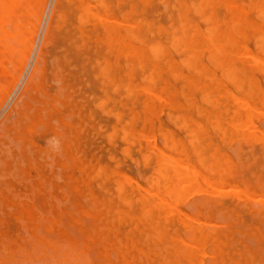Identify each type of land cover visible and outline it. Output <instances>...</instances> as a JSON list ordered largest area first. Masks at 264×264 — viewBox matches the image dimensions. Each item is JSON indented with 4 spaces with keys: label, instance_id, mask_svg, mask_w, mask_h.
I'll use <instances>...</instances> for the list:
<instances>
[{
    "label": "rangeland",
    "instance_id": "1",
    "mask_svg": "<svg viewBox=\"0 0 264 264\" xmlns=\"http://www.w3.org/2000/svg\"><path fill=\"white\" fill-rule=\"evenodd\" d=\"M56 1L57 0H46V3H45V7H44V11H43V15H42V17H41V20H40V25H39V27H38V31H37V33H38V35L36 34V38H35V40H34V42H35V46L33 45V48L34 49H32L33 51H32V54L30 55V58L28 59V63L25 65V67H26V69L24 68V73H22V77L20 76V78H19V80H18V82L14 85V81L13 80H11V81H9V82H6L5 84H2V90H0V123H1V121L5 118V116L7 115V113L9 112V110L11 109V107L13 106V104L16 102V100L18 99V97H19V95L21 94V92H22V90H23V88H24V85L26 84V82L29 80V78H30V75L32 74V70L34 69V67H35V63L37 62V58H38V55H39V53H40V50H41V46H42V44H43V41H44V38H45V34H46V31H47V29H48V24L50 23V19H51V16H52V13H53V10H54V7H55V4H56ZM75 1V2H74ZM128 1V2H127ZM145 1H147V3H145ZM145 1H141V0H102V2H101V0H83V2H82V0H63L62 1V4H61V13H62V19L60 18L59 20H58V22H60V24H59V26H58V23H57V26H58V28L57 29H54V30H56V32H57V34H56V32H55V36H54V33H53V37H52V41L49 43V45H48V47H47V53L49 54V55H47L46 54V61H45V64H44V69H43V74H41V77H40V84H39V87L40 86H42V87H40L39 88V90H38V92L36 91V90H34V91H32L33 93H32V96H34L35 98L38 96H40L39 98H40V100H43V98H46V100L47 101H50V99L49 98H47V97H45V95L44 94H42L43 92L42 91H44L45 93H47L48 94V92H50L51 91V93H49V94H51V95H53L54 97H55V102H54V104H55V106L57 107V111L54 113V115L52 116V123H53V125H49V126H45L46 127V129H45V127L44 128H42V126H44V121H46V118H45V115L47 114V110H46V107L48 108V104L47 103H42V104H40V106H42L41 107V111H42V120L40 121L38 118V121L37 120H35L34 121V123H31L32 121L30 120V119H28V118H26V116H24V118H25V120L26 121H28L26 124V126L24 127V129L22 130V133H19V135L21 136V137H23V135L22 134H25L24 135V140H23V146H22V144L20 143V141L17 139L16 140V138H13L12 136L14 135L13 134V132H12V130L13 129H10V132L9 133H5V132H3L2 133V135H0V136H3V137H1L0 138V173H2V174H0V205H2V203H3V205H2V207L0 206V221L4 218V220L5 221H3L2 220V222L0 223V261L2 262H0V264H39V262H37V259H40V258H44L43 257V253L42 254H40L42 251H41V249L42 248H44V247H39V249H38V246H39V244L41 245V244H45V245H42V246H45V247H49L50 245H54L55 244V242L57 241L58 243L56 244V245H59V242L60 241H58V240H62V239H65V240H67L66 242H67V244L65 243V241H63V243L64 244H66V246L68 247V248H70L71 246H76V248L78 249L79 247H81V246H79V247H77V243H80V240H81V244H82V247L84 248H82L81 250L80 249H76L78 252V254H76L77 255V257H78V259H79V261H80V263L81 264H91V262L93 263V264H124V261H123V259L121 258L122 256H124V258L126 259H130L131 257H132V255H134L135 256V264H158V262L159 261H161L162 259H163V257L164 256H168V257H170V253H172L173 252V250L171 249V248H169V246L168 245H170V242L168 241V237H166V238H163V239H161L160 240V238H157L156 236H155V234H154V232H152L151 230H149V229H147L146 231H144L142 234H139V229H135V224H137V223H139V221L137 220L138 219V217L139 216H141V213H142V211L140 210V208H139V204H140V202L137 200L136 201V198L138 199L139 197H140V195L141 194H145V195H150L149 196V198H151V201H154V202H157V203H159V202H161V204H162V206L164 207V208H166L167 207V209H169L170 210V212L172 213H170V212H168V213H166V214H164V213H162L161 214V216H160V222H161V224H164V228H162V231H164V232H167V234L168 235H172L173 234V232L174 233H177V234H180L181 236H184L185 235V231H186V229H185V227H184V225H182L183 224V222L181 221L182 219H180V218H178V223H177V217L176 216H181L182 218H184L183 220L184 221H186V222H190V224H192V226H196L197 225V227L199 228V226H200V228L204 231V232H206V233H208V234H210V236L209 237H207V238H204L201 242H203L202 243V245L203 246H200V245H197V243L196 242H194V241H192V243H189V244H194L193 246H191L192 248H194V249H196V248H198V250H199V252H203L202 253V255H200L199 254V252H198V254H197V256H198V259L199 260H201V261H198V262H200V263H198V264H208V261H210V259L212 258L211 256H215V258H216V260L218 261V263L219 262H222V263H224V264H235L236 262H239V264H262V259H263V256H264V251H262V249H264V241H261V240H264V219H262L263 217H264V215H262V214H264L263 212H264V200L262 199V198H264L263 196V194H264V184L263 183H261L262 182V180H263V182H264V152L263 153H261V151L260 150H264V147H263V145H264V138H263V136H264V132H261V131H264V113L262 114V111L264 112V105H262V103L258 100V98H257V100H254V99H256V95H249L248 93H247V95H246V85H243V90H245V91H242V90H237V92H236V89L234 88V86H233V84H232V82H230V81H224V85H225V87L226 88H228L229 90H231L232 91V94L236 97V99L235 98H233V96H230V97H228V98H222L221 100H220V104H219V107H218V109L216 110V113H220L221 111H225V109H227V111H225V115H226V117H225V115H224V112H223V116H222V128L221 129H213L212 127H211V124L210 123H205L203 120H205L206 121V119H205V116H206V113H205V115H203L202 114V112L200 113L199 111H197V110H195V107L194 106H189L188 105V102H186V100L188 99L189 100V97L192 99V98H194V100H195V102L196 103H198L200 106L201 105H204V106H202V107H205V108H207V109H210V105L209 104H206V103H204V102H202V101H200V91L199 90H193L188 96H184V94L182 93L183 91H184V93H185V89L186 88H183L182 89V86H184L185 84V79H183L181 76H177L176 77V79H172V77L170 76V75H172L173 76V72L172 71H169V70H167V68H166V65L165 64H163L164 62H165V59L164 58H162V57H159V58H155L154 56V54H152V53H150L149 51H150V47H153L156 43L157 44H160L162 47H164L165 48V50H166V47L168 48L167 50H168V53H167V57L166 58H169L170 59V61L171 62H173V61H176V63H177V70L178 71H181L182 72V74H193V75H195V76H197L198 75V73H196L195 72V69L193 68V67H191V66H188V65H186V64H183V62H182V60L181 59H184L185 58V54H187V52H184V51H182V48L179 46V47H173L172 45H170V35L172 36V34L171 33H173V32H175L176 33V36L178 35H181V31H182V29H180V28H184V27H186V28H188V30H187V32L188 33H191V31H192V29L193 28H198L200 31H202V32H204V31H208L209 29H211L212 27L214 28H216L215 30H214V32H213V34H218L219 33V31L220 32H222V30H225L226 28H228V30H229V33H231V36H233V37H235L238 41H244V43H242V45L244 46L243 48H245L244 50L245 51H248V52H251V53H255V52H257V47H258V45L262 42V41H264V39L262 40L261 38L264 36V34L262 35V36H260L259 34H260V32L259 31H261V34L262 33H264V30H260V29H258L257 30V28H256V26H253L250 22H253V21H255V22H262V20L260 19L259 20V18H258V16H257V14H258V12H259V10H260V6H261V8H264V0L262 1V0H252L253 2H254V4H252V6L249 8V5H251V3H250V1L251 0H239L240 2L238 3V0L236 1V0H227V2H232L231 3V6L232 7H230V9H229V6H228V4H226L224 1H220V0H205V4L203 5V6H198V7H196V5H199V3L201 2V1H199V0H181L182 2H185V3H187V4H189L190 5V11H188V12H190V13H188L187 14V19H184V18H180L179 17V13H183V11L182 10H179V7H180V5H179V3L177 2V0H145ZM198 3H197V2ZM214 3V5H212L213 3ZM246 1V2H245ZM247 1L249 2L248 4H247ZM251 1V2H252ZM258 1H261L260 2V6H259V9H258V5H257V2ZM81 2V3H80ZM95 2V3H94ZM100 2L101 3H104V4H102L101 6H99V4H100ZM118 2H119V4H118ZM121 2V3H120ZM194 2H196L195 4H194ZM244 2V3H243ZM252 2V3H253ZM71 3H72V5H71ZM77 3V4H76ZM80 3V4H79ZM86 3H87V5H86ZM90 3V4H89ZM125 3V4H124ZM129 3V4H128ZM169 5H168V4ZM174 3V4H173ZM176 3V4H175ZM220 3H221V5H220ZM79 4V5H78ZM92 4V5H91ZM98 4V5H97ZM118 4V5H117ZM145 4H147V6H148V8H147V6L145 5ZM193 4V5H192ZM242 4V5H241ZM244 4H246L247 6H248V8H247V6L246 5H244ZM70 5H71V7H70ZM88 6V8H89V12H87V11H85V10H83L82 9V7L83 6ZM95 5V6H94ZM176 6V9H173V6ZM179 5V6H178ZM209 5V6H208ZM223 5V6H222ZM255 5V6H254ZM64 6H65V8H64ZM105 6H107V8L105 7ZM109 6H111L110 8H109ZM115 6V7H114ZM117 6V7H116ZM192 6V7H191ZM195 6V7H194ZM216 6V7H215ZM219 6H220V8H219ZM227 6V7H226ZM239 7L238 9H237V7ZM103 7H104V9H103ZM147 8V9H145V8ZM211 7V8H210ZM212 7H214V8H212ZM71 8V9H70ZM75 8V9H74ZM77 8V9H76ZM92 8V9H91ZM119 8V9H118ZM132 8H133V10H132ZM143 8V9H142ZM168 8H169V10H168ZM175 8V7H174ZM192 8V9H191ZM198 8V9H197ZM202 8V9H201ZM228 8V9H227ZM233 8V9H232ZM235 8H236V10H235ZM242 9V11H241V9ZM245 8V9H244ZM246 8H247V11H246ZM103 9V10H102ZM128 9V10H127ZM209 9V10H208ZM210 9H211V11H210ZM221 9V10H220ZM232 9V10H231ZM244 9V10H243ZM92 10V11H91ZM96 10V11H95ZM142 10H144V11H142ZM176 10H179V11H176ZM201 10H202V13H201ZM207 10V11H206ZM213 10V11H212ZM219 10V11H218ZM227 10L229 11V12H227ZM240 10V11H239ZM255 10H258L257 12L255 11ZM133 11V12H132ZM168 11V12H167ZM194 12V13H192V12ZM198 11V12H197ZM207 13H206V12ZM208 11H210V13L208 12ZM222 11V12H221ZM75 12H80L79 14L78 13H75ZM82 12H84V13H82ZM85 12H86V16H85ZM91 12V13H90ZM127 12H129V13H127ZM195 12H197L196 13V15H194L195 14ZM212 12H214L215 13V15H216V18L217 19H215V21H214V18L212 17ZM242 12V13H241ZM73 13H75V14H73ZM105 13H108V14H105ZM125 13H127V16H126V14ZM228 13V14H227ZM254 13H256V14H254ZM64 14V15H63ZM71 14V15H70ZM89 14V15H88ZM135 14V15H134ZM162 14V15H161ZM206 14H208L207 16H206ZM73 15V16H72ZM96 15V16H95ZM104 15H106V16H104ZM124 15V16H123ZM158 15V16H157ZM171 15H173V16H171ZM205 15V16H204ZM232 15V16H231ZM237 16V18L235 17V16ZM240 15H241V17H240ZM64 16V17H63ZM77 16V17H76ZM94 16V17H93ZM98 16V17H97ZM129 16V17H128ZM131 16V17H130ZM132 16H136L135 18L133 17L132 18ZM197 16H199L198 18H196ZM203 16V17H202ZM244 16H245V18H244ZM73 17H75V18H73ZM88 17H89V19H88ZM93 17V18H92ZM114 17V18H113ZM117 17H118V19H117ZM208 17H209V19H208ZM221 18V20H220V18ZM255 17V18H254ZM25 18H27V22H28V17H25ZM24 18V21H26V19ZM70 21L71 20V22H69L67 19ZM127 18H128V20H127ZM161 18V19H160ZM212 18V19H211ZM225 18H227V19H225ZM258 18V19H257ZM65 19V20H64ZM73 19H75V21L73 20ZM77 19V20H76ZM93 19V20H92ZM103 19V20H102ZM130 19V20H129ZM154 20V22L155 21H157V22H155V24L153 25L152 23H154L153 21H151V20ZM175 19V20H174ZM176 19H177V21H176ZM182 19V20H181ZM194 19V20H193ZM236 19L237 20H239V19H241L242 21H245V20H247L246 22H247V24H245L244 26H240V24L237 26V29L236 30H234L233 28H232V25H233V23L236 21ZM82 22V20H83V23H81L80 21ZM86 20V21H85ZM101 20V21H100ZM106 20V21H105ZM160 20V21H159ZM197 22H196V21ZM202 20H204V21H202ZM220 20V21H219ZM223 20H224V22H223ZM251 20V21H250ZM63 23H62V22ZM66 21H68V23L66 22ZM94 21H96V22H94ZM111 21V22H110ZM158 21H159V23H158ZM188 23H187V22ZM190 21V22H189ZM191 21H193V22H191ZM200 21V22H199ZM227 21H228V23H227ZM77 22L78 23H80V25H79V29H81V30H79L78 29V24H77ZM93 22V23H92ZM117 22H120V23H117ZM150 22V23H149ZM173 22V23H172ZM174 22H176L175 24H174ZM202 22L204 23V24H202ZM220 22V23H219ZM238 22V21H237ZM71 23V24H70ZM100 25H99V24ZM112 25H111V24ZM138 24V28L139 29H141V30H139V29H137V24ZM141 23V24H140ZM142 23H145V24H142ZM149 23V24H148ZM161 23V24H160ZM179 23V24H178ZM191 23V24H190ZM228 24V26L226 25V24ZM26 24V23H25ZM62 24V25H61ZM68 24V25H67ZM72 24H74V25H72ZM120 24V25H119ZM126 24V25H125ZM140 24V25H139ZM151 24V25H150ZM162 25V26H160V25ZM174 26H173V25ZM183 24L185 25V26H183ZM209 24V25H208ZM216 24H218V25H216ZM220 24H223L222 26V28H221V25ZM230 24V25H229ZM251 24V25H250ZM69 25H71V26H69ZM111 26V27H113V28H118L119 30H120V32H124V30L125 29H130V28H132V30L134 31V37H131V39H130V41L129 42H131V44H132V46H141V44L143 45V46H141V47H143L145 50H146V53L149 55L148 56V58L147 59H144L140 64L139 63H133L134 62V60L135 61H137L136 59L137 58H135V57H133V56H130L129 57V55H127V52H124V51H120V50H118V49H116L115 47H110V46H108V44H107V41H109V39H107L106 38V33H105V27H107V26ZM128 25V26H127ZM134 25V26H133ZM165 25V26H164ZM175 25H176V27H175ZM180 25V26H179ZM190 25H191V27H190ZM200 25V26H199ZM204 25H207V26H205L204 27ZM68 26H69V29H68ZM74 26V27H73ZM99 26V27H98ZM104 26V27H103ZM115 26V27H114ZM119 26H121L122 27V29L121 28H119ZM131 26V27H130ZM155 26V30H154V27ZM158 28H157V27ZM160 26V27H159ZM196 26V27H195ZM209 26V27H208ZM252 26V27H251ZM72 27H73V29H72ZM82 27V28H81ZM101 30H99L98 28ZM126 27V28H125ZM203 27V28H202ZM217 27H219V28H221L220 30H219V28H217ZM85 28V29H84ZM89 28V29H88ZM94 28V29H93ZM112 28V29H113ZM161 28V29H160ZM168 28V29H167ZM231 30H230V29ZM10 29V28H9ZM63 29V30H62ZM77 29V30H76ZM91 29H93V30H91ZM97 29V30H96ZM166 30V32L168 33L169 31L171 32H169V34H166V32H165V30ZM204 29V30H203ZM239 29H241L243 32H240L241 30H239ZM8 30V29H7ZM11 30V29H10ZM69 30V31H68ZM95 30H96V32H95ZM160 30H162V31H160ZM164 30V31H163ZM9 31V30H8ZM61 31V32H60ZM75 31V32H74ZM80 31V32H79ZM97 31H98V33H97ZM99 31L101 32V35L99 36ZM136 31V32H135ZM154 32L153 34H152V32ZM248 31V32H247ZM63 32H65V33H63ZM78 32V33H77ZM96 34H95V33ZM144 32H146V33H144ZM151 32V33H150ZM157 32V33H156ZM163 32H165L164 34H163ZM179 32V33H178ZM259 32V33H258ZM60 33H62V34H60ZM70 34V35H67V37H69V36H73V37H78V40H79V43H77L78 42V40L75 38V40H74V38L71 36V39L70 38H67L66 37V34ZM72 33V34H71ZM75 33H76V35H75ZM80 33L81 34H83L84 33V35H80ZM91 33V34H90ZM94 33V34H93ZM143 33V34H142ZM160 33V35L158 36L157 34H159ZM241 33H242V35H241ZM59 34V35H58ZM65 36H64V35ZM86 34H88V35H86ZM149 34H150V36H149ZM245 34V35H244ZM251 34H253V36H255V38L251 35ZM62 37H61V36ZM95 35H97V36H95ZM166 35H167V37H166ZM230 35V34H229ZM236 35V36H235ZM251 35V36H250ZM57 36H60V38L58 37V38H56ZM80 36H82V37H80ZM105 36V37H104ZM147 36V37H146ZM148 36H149V38H148ZM158 36V37H157ZM164 36V37H163ZM80 37V38H79ZM141 38L140 40L138 39V38ZM154 37V38H153ZM62 38V39H61ZM85 38H86V40H85ZM95 38H96V40H95ZM102 38V39H101ZM146 38H148V39H146ZM153 38V39H152ZM160 38V39H159ZM169 40H167V39ZM251 40H250V39ZM254 38V39H253ZM92 41H91V40ZM98 39H100L99 41H98ZM138 39V40H137ZM155 39H157V41L155 40ZM162 39H163V41L165 42V44L163 43V41H162ZM243 39V40H242ZM69 40V42H67ZM74 40V41H73ZM88 40V41H87ZM93 40H95V42H93ZM142 40H143V43H141L142 42ZM153 41V43L151 44V42ZM154 40L156 41V43L154 42ZM225 40V38H223V41ZM245 40H247V44L249 45H247L246 44V41ZM87 41V42H86ZM89 41H91V42H89ZM151 41V42H150ZM167 41V42H166ZM250 41V42H249ZM252 41V42H251ZM69 44V45H67V43ZM73 42H75V43H73ZM94 43V44H90V46H89V43ZM102 42H104V43H102ZM64 43V44H63ZM73 43V44H72ZM77 43V44H76ZM97 45H96V44ZM102 43V44H101ZM163 43V44H162ZM251 43V44H250ZM63 44V45H62ZM84 44V45H83ZM86 44H87V48H86ZM99 44V45H98ZM100 44H101V46H100ZM150 44V45H149ZM156 44V45H157ZM77 47L76 49H74L75 47ZM77 45V46H76ZM82 45H83V47H82ZM102 45H105V46H102ZM81 46V47H80ZM99 46V47H98ZM106 46H108V47H106ZM136 46V47H137ZM54 47V48H53ZM59 47H62L61 49L59 48ZM69 47V48H68ZM80 47V48H79ZM92 47H95L96 48V50H95V48H92ZM105 47V48H104ZM148 47H149V49H148ZM48 48L50 49V50H48ZM59 50H58V49ZM79 48V49H78ZM98 48H100L99 50H101V48L103 49V54H102V52L101 51H99V50H97ZM109 48H111V50H113L114 51V54H113V51H111ZM203 48V49H202ZM201 49H200V52H201V57L200 58H202V59H200V61H198V64L200 65L201 63H203V61H204V64L203 65H205L206 66V68H207V70H209L208 71V73L210 74V75H212V76H214V77H216V78H220L221 77V69H220V67L219 66H215V65H213L212 63H210L209 61H207V57H208V54H209V52H208V49H207V47H206V45H204L203 47H202ZM205 48V49H204ZM248 48V49H247ZM87 49H88V51H87ZM94 51H93V50ZM130 50H131V48H129ZM176 49V50H175ZM207 49V50H206ZM54 50H57V51H54ZM76 50V51H75ZM86 52H88L89 53V57L87 56V54L88 53H84L85 51ZM109 50V51H108ZM115 50H117L116 52H115ZM173 50H174V52H176V53H174L173 52ZM67 51V52H66ZM79 51H83L82 53L81 52H79ZM89 51H92V52H89ZM108 51V52H107ZM110 51L112 52V53H110ZM132 51H134V50H132ZM182 51V52H181ZM254 51V52H253ZM64 53V55H62L63 53ZM65 52L67 53V54H65ZM95 52V53H94ZM98 52H100V54H98L99 56L97 57V54L96 53H98ZM77 53V54H76ZM109 53V54H108ZM178 53H179V55H178ZM181 53V54H180ZM83 54H86V56L85 55H83ZM108 54V55H107ZM152 54V55H151ZM207 54V55H206ZM56 55V56H55ZM68 55H69V57H68ZM79 55V56H78ZM103 55L105 56V55H107V57L105 58V57H103ZM120 55V56H119ZM124 55H126V56H124ZM206 55V56H205ZM53 56H55V57H53ZM81 56H83V58L81 57ZM85 56V57H84ZM91 56H94V57H96V58H100V61L98 60V59H96V58H94L93 59V61L91 60V58H93V57H91ZM100 56H102V57H100ZM114 56V57H113ZM115 56H116V59H115ZM80 57L82 58V60L80 59ZM110 59H109V58ZM123 57H124V59L126 58V60H124L123 59ZM157 57V56H156ZM178 57V58H177ZM181 57V58H180ZM55 58V59H54ZM71 58V59H70ZM86 58H87V60H86ZM154 58V59H153ZM160 58H162V59H160ZM173 58H176V60L174 59V60H172ZM52 59L53 60H55V61H57V64L55 63V61H52ZM62 59H65V60H62ZM103 59H105V60H103ZM124 60V61H126V62H128L127 64H128V66L126 65V62H123L122 60ZM130 59V60H129ZM68 60H70V61H68ZM91 60V61H90ZM98 60V61H97ZM111 60H112V62H111ZM133 60V61H132ZM201 60H202V62H201ZM237 60L239 61L238 63H237ZM66 61H68L69 62V64H68V62H66ZM107 63H106V62ZM115 61V62H114ZM121 61L123 62V63H121ZM162 61V62H161ZM181 61V62H180ZM80 62H81V64L82 65H84V66H82V67H80L79 66V64H80ZM83 62H87L86 64L85 63H83ZM89 62H91V65L93 66V65H96L97 66V68H99L100 66V68L98 69V72H97V68L95 67V66H91V67H89V65L88 64H90ZM94 62V63H93ZM98 62H101V63H99L98 64ZM104 62V63H103ZM114 62V63H113ZM131 62H132V64H133V70L130 72V74L128 75H125V72L128 70V67L130 68L131 66H132V64H131ZM144 62H145V64H144ZM148 62V63H147ZM150 62V63H149ZM154 62H157L158 64H160L161 66H163V69H162V72L160 73V77L157 75V74H153L152 76H153V78L155 79V77L156 76H158V78L156 77V79H155V81H154V83L152 84V86L150 87V91H152V93L154 94L153 95V97L152 96H150V100H153L154 101V106H153V109H152V112H150L149 113V116L151 117V118H153V126H152V128L149 130V127L147 128V127H145V129H144V131H143V136L141 137V136H137V137H133L132 138V136H130V135H125L124 134V132H123V130H126V131H128V130H130V126L129 125H131V126H133L136 130L138 129V127L139 128H141V126H139V125H142V122H143V119H142V115H143V103H141L140 101H142L143 102V100L146 98V93H145V91L143 90V89H140L141 87H143V85L145 86L146 84H147V81L149 80V78H150V73H151V71H152V69H153V67H152V64L154 63ZM235 62L237 63V66H239V65H241V61H240V59H238V58H236L235 59ZM50 63V64H49ZM64 63H66V64H64ZM174 63V62H173ZM235 63V64H236ZM77 64V65H76ZM98 64V65H97ZM108 65V70H109V72H106V73H104L102 70L104 69V67H106L105 65ZM139 64V65H138ZM144 64V65H143ZM163 64V65H162ZM182 64V65H181ZM210 64H212V65H210ZM239 64V65H238ZM261 64V63H260ZM49 65V66H48ZM51 65V66H50ZM53 65V66H52ZM58 66L57 68H56V66ZM69 65H72V66H69ZM103 65V66H102ZM115 65V67H113ZM126 65V66H125ZM131 65V66H130ZM246 65V64H245ZM74 66V67H73ZM124 66H125V68H124ZM148 66V67H147ZM215 66V67H214ZM247 66V68L249 69V66L248 65H246ZM261 66H263V64H261L260 65V70H258V68L257 69H255L254 71H253V69H252V71H250V73H252V75L254 76V79H258L257 80V82H258V84H260V83H262V84H260L263 88H264V68L262 69L261 68ZM53 67V68H52ZM68 67L70 68V69H68ZM72 67V68H71ZM83 67H84V69H83ZM90 68L89 69V71H88V69L86 70V68ZM95 67V68H94ZM152 67V68H151ZM191 67V68H190ZM213 67H214V69H213ZM48 68H50V70H48ZM60 68V69H59ZM75 68V69H74ZM91 68H94V69H92L91 70ZM113 68H115V70H113ZM147 68H149V70H147ZM57 69V71H55ZM117 69H118V71H117ZM122 69L124 70V73H123V71H122ZM142 69V70H141ZM213 69V70H212ZM262 69V70H261ZM59 70V71H58ZM81 70V71H80ZM86 70V71H85ZM90 70H91V74L92 75H90V74H88V73H90ZM126 70V71H125ZM144 70V71H143ZM147 70V71H146ZM151 70V71H150ZM210 70H212V71H210ZM220 70V71H219ZM47 71V72H46ZM55 71V73L57 74H53V75H51L53 72ZM69 71V72H68ZM83 71V72H82ZM92 71H94V72H92ZM101 71H102V73H101ZM113 71H115V72H113ZM185 71H187V72H185ZM49 72V73H48ZM60 72V73H59ZM66 72V73H65ZM82 72V73H81ZM88 72V73H87ZM119 72V73H118ZM123 74H122V73ZM140 72V73H139ZM189 72V73H188ZM195 72V73H194ZM258 72V73H257ZM260 72V73H259ZM69 73H72V74H69ZM85 73H87V75L85 74ZM97 73V74H96ZM100 73V74H99ZM116 73L118 74L117 75V77H116ZM148 73V74H147ZM211 73H213V74H211ZM262 73V74H261ZM50 76H49V75ZM60 74V75H59ZM79 74V75H78ZM95 74H96V77L97 78H95ZM105 74V75H104ZM120 74V75H119ZM140 74V75H139ZM146 74V75H145ZM56 75V76H55ZM78 75V76H77ZM82 75V76H81ZM110 75L112 76V77H110ZM167 75H168V77H167ZM219 75H220V77H219ZM46 76V77H45ZM57 76H59V78H57ZM88 76V77H87ZM129 78H128V77ZM139 76H141V77H139V80H138V77ZM68 77H70V78H68ZM73 77H74V79H73ZM80 77V78H79ZM126 78V79H123V78ZM164 77H166V78H164ZM174 77V76H173ZM181 77V78H180ZM48 78H49V80H48ZM58 79L57 81L55 80V79ZM101 78V80H99ZM108 78V79H107ZM114 80V81H112V79ZM119 78V79H118ZM146 78V79H145ZM147 78H148V80H147ZM260 78V79H259ZM44 79H45V81H44ZM53 81H52V80ZM103 79V80H102ZM104 79H106V82L104 81ZM118 79V80H117ZM128 79H130L129 81H130V83H131V85H132V88H131V93H129V91H127L128 89L126 88L127 87V85L126 84H124V83H129V81H128ZM144 79V80H143ZM164 79V80H163ZM201 79H203V76H201ZM10 80V79H9ZM62 81L61 82V84H59V82L60 81ZM70 80V81H69ZM75 80V81H74ZM78 80H79V83H78ZM82 80V81H81ZM108 80H110V81H108ZM124 80V81H123ZM165 80H166V82L167 83H165ZM184 80V82L182 83V81ZM5 81V80H4ZM4 81H3V83H4ZM74 81V82H73ZM103 81V82H102ZM111 81L114 83H112L111 85H112V87L109 85L110 83H111ZM127 81V82H126ZM132 81V82H131ZM135 81H136V84H135ZM138 81V82H137ZM164 81V82H163ZM173 81V82H172ZM44 82H46V84H48V83H50V84H48V86L44 83ZM65 82H66V84H65ZM70 83V85H69V83ZM82 82H83V85H82ZM101 82H102V84H101ZM124 82V83H123ZM159 82H160V84H159ZM163 82V83H162ZM229 82V84H227ZM260 82V83H259ZM53 83L55 84V85H53ZM81 83V84H80ZM115 83H116V86H115ZM127 83V84H128ZM143 83V84H142ZM157 83H158V85H157ZM57 84H59L60 86H58ZM104 84V85H103ZM122 84H124V86L122 85ZM137 84H139L138 86H137ZM171 84V85H170ZM184 84V85H183ZM7 85V86H6ZM53 85V86H52ZM77 85H80V86H77ZM85 85V86H84ZM101 85V86H100ZM161 85H163V86H161ZM164 85H166V88L165 89H163L162 87H164ZM229 85V86H228ZM51 86L53 87V88H56V89H53V88H51ZM67 86V87H66ZM74 86H77V87H74ZM91 86V87H90ZM105 86H106V88H105ZM114 86V87H113ZM159 86H160V88H159ZM174 86V87H173ZM45 87H48V88H46L45 89ZM50 87V88H49ZM60 87H66V90H65V88H64V90H63V88H60ZM79 87H80V89H79ZM84 87V88H83ZM86 87V88H85ZM88 87V88H87ZM100 87V88H99ZM102 87H104V90H103V88ZM123 87H125V88H123ZM173 87V88H172ZM246 87V88H245ZM42 88V89H41ZM70 88H74V89H71L72 91H70ZM124 89V90H121V89ZM138 88V89H137ZM232 88V89H231ZM54 90V92H53V90ZM61 90L62 89V91H58V90ZM69 89V90H68ZM84 89H86V91H84ZM88 89V90H87ZM115 89H116V91H115ZM158 89H159V91H158ZM170 91H169V90ZM174 89H176V94L174 95L173 93L175 92V90H174V92H173V90ZM180 89H182L183 91H180ZM79 90V91H78ZM97 90H99V92H97ZM102 90V91H101ZM109 90H110V93H109ZM154 90V91H153ZM161 90H162V92H161ZM163 90H164V93H163ZM172 90V91H171ZM42 93H41V92ZM68 91H69V93H68ZM75 91V92H74ZM104 91H105V93H104ZM115 93H114V92ZM167 91H169V93L167 92ZM196 91V92H195ZM240 91V92H239ZM56 92V93H55ZM57 92H60V94H58ZM73 92L74 93H77L76 94V96H75V94H73ZM79 92V93H78ZM87 92V93H86ZM88 92H92V94H90V93H88ZM112 92V93H111ZM126 92V93H125ZM132 92H133V94H132ZM142 92V93H141ZM157 92V93H156ZM159 92H160V94H159ZM171 92V93H170ZM173 92V93H172ZM180 92H181V94H180ZM243 92V93H242ZM61 93H63V94H61ZM65 93H66V95H65ZM81 93H83V95H87L86 97L88 98V100H86V101H88V102H86V101H84L85 99H84V96L81 94ZM86 93V94H85ZM93 93H95V94H93ZM122 93H124V94H122ZM138 93H141V94H139L138 95ZM156 93V94H155ZM239 93V94H238ZM36 94V95H35ZM39 94V95H38ZM41 94V95H40ZM71 94H73V96L71 95ZM79 94H81V96H79ZM90 94V95H89ZM104 94H106V95H104ZM114 96H113V95ZM117 94V95H116ZM122 94V95H121ZM132 94V95H131ZM135 94V95H134ZM137 94V95H136ZM144 94V95H143ZM167 94V95H166ZM168 94H171V95H168ZM183 94V96H182V98H181V95ZM198 94V95H197ZM59 97V99L56 97ZM102 95H104V97L102 96ZM119 95V96H118ZM131 95V96H130ZM158 96L157 98L156 97H154V96ZM161 97H160V96ZM168 96L167 98H166V96ZM173 95H174V98H173ZM241 95V96H240ZM64 96V97H63ZM72 96V97H71ZM89 96V97H88ZM92 96V97H91ZM97 96H100V97H97ZM108 97L109 99H108V101L106 102L105 100L107 99V98H105V97ZM117 96V97H116ZM129 96V97H128ZM134 96V97H133ZM144 96V97H143ZM169 96L172 98V99H170L169 98ZM249 96H250V98H249ZM256 96V97H255ZM67 97V98H66ZM69 97V98H68ZM74 97L77 99V103H75L74 104V102H76V99L75 100H72V99H74ZM83 97V99L81 100V98ZM85 97V98H86ZM94 97H97V98H94ZM124 97V98H123ZM127 97H128V99H127ZM131 97V98H130ZM139 97H142V98H139ZM240 97H242V99H244L246 102L248 101L250 104H252V109L251 108H248V106H247V104H245L244 102V100H243V103L241 104V101H242V99L240 98ZM71 98V99H70ZM86 98V99H87ZM90 98L91 99H93V100H90ZM139 98V99H138ZM152 98V99H151ZM156 98V99H155ZM196 98H197V100H196ZM246 98V99H245ZM252 98H253V100H252ZM58 99V101H56ZM63 99H64V101H63ZM65 99H66V101H65ZM80 99V100H79ZM122 99V100H121ZM131 99V100H130ZM158 99V100H157ZM159 99H160V101H159ZM165 99H170L171 100V102L173 101V100H175V102H174V104H170L169 102H167L168 100H165ZM186 99V100H185ZM199 99V100H198ZM60 100V101H59ZM68 100H70V101H68ZM95 100V101H94ZM100 100V101H99ZM104 100V101H103ZM112 100V101H111ZM138 100V101H137ZM165 102H164V101ZM183 100V101H182ZM253 102H252V101ZM72 101H74L73 103H72ZM117 101H119L118 103H117ZM122 101V102H121ZM135 101H136V103H135ZM157 101H159V102H157ZM177 101H179V102H177ZM256 103H255V102ZM67 102H68V104H67ZM82 102V103H81ZM84 102V103H83ZM86 102V103H85ZM101 102V103H100ZM184 102H186V103H184ZM228 102H231V103H228ZM79 103V104H78ZM130 103V104H129ZM135 103V104H134ZM138 103V104H137ZM160 103H162V105H161V108H160ZM165 103V104H164ZM168 103V104H167ZM258 103H260L261 104V107H260V104H258ZM31 104H33L34 106L35 105H37L38 103H34V102H31ZM47 106H46V105ZM61 104V105H60ZM67 104V105H66ZM84 104V105H83ZM134 104V105H133ZM179 104L181 105L180 107H178L179 106ZM187 104V105H186ZM44 105V106H43ZM57 105H60V106H57ZM63 105V106H62ZM64 105H66V106H64ZM75 105V109H73L74 106ZM81 105V106H80ZM83 105V106H82ZM105 105H107V106H105ZM126 105V106H125ZM128 105V106H127ZM130 105V106H129ZM138 105H140V108H138ZM242 105V106H241ZM253 105H254V107H253ZM38 106V105H37ZM104 106V107H103ZM122 108H121V107ZM142 106V107H141ZM240 106H241V108H240ZM258 108H257V107ZM68 107H71V112H70V109L68 108ZM78 107V108H77ZM123 107H125L126 108V110H125V108H123ZM178 107V108H177ZM192 107H193V110H192ZM260 107V108H259ZM34 108V107H33ZM45 108V111L46 112H44V110H42V109H44ZM133 108V109H132ZM136 108V109H135ZM160 108V109H159ZM169 108H170V112L168 113V110H169ZM172 108L174 109V111L172 110ZM225 108V109H224ZM234 108V109H233ZM245 108H247V109H244ZM35 109V108H34ZM79 110V112H78V110ZM107 109V110H106ZM115 109V110H114ZM118 109V110H117ZM122 109V110H121ZM124 109V110H123ZM158 109V110H157ZM168 109V110H167ZM191 109V110H190ZM243 109V110H242ZM249 109V110H248ZM257 109H259V110H257ZM260 109H262L261 111H260ZM154 110H155V112H154ZM159 110H161V111H159ZM184 110H186L185 112H183ZM234 110H239V112H240V116H243V114H246L247 112H249V114L251 113V117H252V119H251V117H250V123H249V120H247V122L246 123H243L242 125L243 126H241L240 128H239V130H238V134H237V137H236V134L234 135V136H232V135H230V129H228L227 130V132H226V134H225V137H224V135H223V128H225L226 126H224V125H226V121L229 119V117L228 116H231L232 115V113H233V111ZM30 111V113H34V111H33V109H31V110H29ZM83 111H84V114H82L83 113ZM113 111V112H112ZM120 111V112H119ZM173 111V112H172ZM176 111V112H175ZM177 111H179L178 113H177ZM231 111V112H230ZM59 112V113H58ZM78 112V113H77ZM88 112V113H87ZM158 112V113H157ZM259 112H261V113H259ZM98 113V114H97ZM125 113V114H124ZM136 114V113H138V115L136 114V119L134 120V122L133 121H131L132 119H131V117H132V114ZM140 113V114H139ZM152 113V114H151ZM160 113H162V115H159ZM172 113V115H169V114H171ZM176 113V114H175ZM179 113H183V114H179ZM187 113H189V114H187ZM66 115V117H65V115ZM70 114H72V115H70ZM75 114L77 115V116H75ZM117 114H119V115H117ZM164 114V115H163ZM173 114H175L174 116H173ZM177 114H178V116H177ZM262 114V115H261ZM91 115V116H90ZM95 115H96V117H95ZM105 117H104V116ZM116 115L118 116V117H120V118H118L117 119V117H116ZM125 115H127V116H129V117H127V116H125ZM140 115V116H139ZM179 115H184V116H186L187 118H189L188 120H187V122H188V124L186 125V124H184L183 123V120H182V118H181V116L179 117ZM192 116V118H191V120H190V117H188V116ZM261 115V116H260ZM157 116H158V118H157ZM164 116V117H163ZM173 118H171V117ZM177 116V117H176ZM257 116V117H256ZM113 117H115L114 119H113ZM127 117V118H126ZM140 117V118H139ZM201 117V118H200ZM13 118H14V116L12 117V120H13ZM45 120H44V119ZM64 118V119H63ZM93 118V120H91ZM101 118H103V119H101ZM109 118V119H108ZM124 118H126V119H124ZM164 118V119H163ZM170 118H171V120H170ZM196 118V119H195ZM211 118V117H210ZM212 118L214 119V117L212 116ZM211 118V120H213ZM242 118V117H241ZM243 118H245V115L243 116ZM259 118H260V120H259ZM56 119V120H55ZM60 121V122H58V120ZM66 119V120H65ZM70 119V120H69ZM91 121H90V120ZM113 120V123H110V120ZM160 119V120H159ZM169 121H168V120ZM198 119V120H197ZM255 119V120H254ZM263 119V120H262ZM69 120V121H68ZM80 120V121H79ZM102 120H104V121H106V122H102ZM115 120V121H114ZM118 120V121H117ZM126 120H128V121H126ZM136 120H138V121H136ZM139 120H142V122H140ZM157 120V121H156ZM166 120V121H165ZM175 120H178V121H180L179 123H178V121H175ZM254 120V122L253 123H251L252 121ZM77 121V122H76ZM83 121H84V125H83ZM88 121V123H86V122ZM175 121V122H174ZM193 121H197V122H200L201 124H203V123H205V125H203V127L205 128V126L207 127V131H205V132H202L201 133V137H200V141L199 142H195V141H192V143H191V141L190 140H192L193 139V137L191 136V134H190V131L194 128V129H196L197 128V126L194 124L193 125ZM255 121H257V122H255ZM261 121V122H260ZM64 122V123H63ZM100 122V123H99ZM102 122V123H101ZM115 122V123H114ZM118 122V123H117ZM128 122V123H127ZM131 122V123H130ZM133 122V123H132ZM140 124H139V123ZM167 122V123H166ZM171 122H173V123H171ZM182 122V123H181ZM203 122V123H202ZM225 122V123H224ZM259 122V123H258ZM57 123V125H55ZM77 123L79 124L78 126H76V127H73V126H75V124L77 125ZM96 123V124H95ZM124 123V124H123ZM127 123V124H126ZM171 124V125H169V124ZM181 123V124H180ZM31 124V125H30ZM33 124V125H32ZM41 124H43L42 126H41ZM59 124V125H58ZM97 124H101L100 125V127H99V125H97ZM139 124V125H138ZM168 124V125H167ZM179 124V125H178ZM209 124H210V127L208 128V126H209ZM249 124V125H248ZM252 124H255V126H257L258 127V129H257V127H255L254 125V127L252 128ZM258 124V125H257ZM20 124L19 123H17V126H18V130L20 131L21 129L19 128L20 126H19ZM30 125V126H29ZM38 125V126H37ZM62 125V126H61ZM105 127H104V126ZM113 125V126H112ZM119 125H120V128H119ZM122 125V126H121ZM127 125V126H126ZM157 125V126H156ZM160 125H161V127H160ZM177 125V126H176ZM245 125V126H244ZM34 126H36L35 128H34ZM39 126H40V128H41V130H44V131H41L40 130V128H39ZM57 127V129H58V127H59V129L57 130V129H54L55 127ZM64 126V127H63ZM80 126H82V127H80ZM108 126H110V128L108 127ZM181 126H183V127H181ZM184 126H185V128H184ZM251 126V127H250ZM28 127H29V129H28ZM79 127V128H78ZM91 127V128H90ZM97 127H99V128H97ZM165 127H167V128H165ZM177 127H180V128H177ZM191 127H193V128H191ZM196 127V128H195ZM26 128H27V130H26ZM50 128H51V131H50ZM63 128H65V129H63ZM77 130H76V129ZM86 128H87V131H86ZM100 128H102V130H100ZM113 128V129H112ZM159 128V129H158ZM165 128V129H164ZM254 128H255V130H254ZM37 129H39L38 131H37ZM62 129H63V131H62ZM70 129V130H69ZM79 129V130H78ZM99 129V130H98ZM170 129V130H169ZM181 129V130H180ZM185 129V130H184ZM188 129V130H187ZM259 129H260V131H259ZM60 130V131H59ZM92 130V135H91V133H90V131ZM96 132H95V131ZM98 130V131H97ZM147 130V131H146ZM158 130V131H157ZM161 130V131H160ZM169 132H167V131ZM177 130H178V132H177ZM222 130V131H221ZM30 131H32V132H30ZM33 131H36L35 133L33 132ZM55 131L57 132V133H55ZM87 132L86 133V135L83 133V132ZM94 131V132H93ZM103 131V132H102ZM114 131H115V133H114ZM137 131H140V129L139 130H137ZM162 131L163 132H165L166 133V135H167V137H168V139H169V137H170V139L172 138L173 140H175V141H178L179 143H178V145H179V149H178V146L175 148H171L170 147V144H169V142H167L166 143V141L164 140V137L163 138H159V137H162ZM189 131V132H188ZM211 131V132H210ZM213 131V132H212ZM221 131V133H219ZM28 132H30L29 134H28ZM38 132V133H37ZM45 132V133H44ZM62 133V135H61V133ZM109 132H113L112 133V135H111V133H110V135L108 134ZM122 132V133H121ZM147 132H148V134H147ZM157 132H158V134H157ZM160 132V133H159ZM207 132V133H206ZM247 132H257L259 135H257L256 133H254L255 135H257L258 136V138H251L250 139V137H248V133ZM39 135V138H38V135ZM94 133H95V135H94ZM97 133V134H96ZM105 133H106V135H107V137H106V135H105ZM153 133V134H152ZM179 133V134H178ZM247 133V134H246ZM263 135H262V134ZM4 134V135H3ZM6 134V135H5ZM13 134V135H12ZM43 134V135H42ZM55 134V135H54ZM64 134H65V136H64ZM67 134V135H66ZM102 134V135H101ZM113 134H114V136H113ZM120 134V135H119ZM123 134V135H122ZM161 136H160V135ZM187 134V135H186ZM218 134V135H217ZM221 134H222V136H221ZM31 135V136H30ZM34 135H36V137L34 136ZM56 135H58V136H56ZM59 135H61V136H59ZM69 135V136H68ZM76 138H74L73 136ZM85 135V137L83 138V136ZM100 135V136H99ZM120 136V138H119V136ZM148 135V137L146 138V136ZM155 135V136H154ZM189 135V136H188ZM206 135H210L209 137H207V138H205V136ZM213 135H214V139H212L213 138ZM246 135H247V137H246ZM77 136V137H76ZM109 136H113L111 139H110V137ZM124 136H125V138H124ZM154 136V137H153ZM175 138H177V137H179L180 138V140H179V138H177V139H175ZM218 136H221V138L220 137H218ZM227 136H229L228 137V139H227ZM243 136V137H242ZM260 136V137H259ZM262 136V137H261ZM6 137V138H5ZM61 138V139H59V138ZM93 137H95V139L93 138ZM99 137V138H98ZM102 137H104L103 139L104 140H101L102 139ZM123 137V138H122ZM133 139V140H131V138ZM186 137V138H185ZM216 137V138H215ZM222 137H224L223 138V141H222ZM5 138V139H4ZM37 138H38V140H37ZM67 140H69V141H67ZM80 138H82V139H80ZM93 138V140L91 141V139ZM106 138V139H105ZM118 138H119V143L117 142V140H118ZM130 138V139H129ZM137 138H138V140H137ZM148 139V140H146V139ZM152 138L153 139H155V141H153L152 140ZM159 138V139H158ZM205 138V139H204ZM237 138V139H236ZM244 138H245V140H244ZM260 138L262 139V140H260ZM4 139V140H3ZM7 139V140H6ZM29 139V140H28ZM31 139V140H30ZM63 139H64V141H63ZM97 139H98V141H97ZM108 139H110L109 141H107ZM203 139V140H202ZM207 139H208V141H207ZM218 139H219V141H218ZM247 139V140H246ZM249 139V140H248ZM3 141V143H2V141ZM16 140V141H15ZM63 142H62V141ZM81 140H83V141H81ZM102 142H101V141ZM140 140V141H139ZM162 140V141H161ZM212 140H213V142H212ZM220 140H221V142H220ZM232 140V141H231ZM239 140H241L240 141V143L239 144H236L237 142L236 141H238L239 142ZM254 140H256V142L254 141ZM13 141V142H12ZM14 141H15V143H14ZM31 141V142H30ZM71 141H73V142H71ZM98 143H97V142ZM106 141V142H105ZM121 141H123L124 142V144H123V142H121ZM126 141V142H125ZM137 141V142H136ZM145 141H147V142H145ZM149 141H153V142H149ZM158 141V142H157ZM242 141L245 143V144H242ZM247 141V142H246ZM7 142H8V144H7ZM73 144H71V143ZM77 142H78V147H77ZM104 142L106 143V144H104ZM120 142H121V145H120ZM209 142H210V144H209ZM219 142V143H218ZM224 142H226V143H224ZM235 142V143H234ZM258 142V143H257ZM27 143V144H26ZM61 143V144H60ZM68 143V144H67ZM85 143V144H84ZM87 143H89V144H87ZM92 144V147H90L91 146V144ZM93 143L94 144H96L97 145V148H96V145L95 146H93ZM101 143H103L102 145L103 146H101ZM115 143H118V145L116 144L115 145ZM128 143V144H127ZM134 143V144H133ZM149 143V144H148ZM150 143L152 144L151 146H150ZM161 145H160V144ZM163 143V144H162ZM181 143H182V145H181ZM213 143V144H212ZM216 143H217V145H216ZM224 143V144H223ZM252 143H254V144H252ZM260 143H262V144H260ZM20 144H21V146H20ZM29 144V145H28ZM191 144H192V146H191ZM219 144H221L220 146H218ZM229 144H231V145H229ZM235 144V145H234ZM250 144H252V145H255V146H253L252 147V145L250 146V148H252V149H250V148H248L247 147V145L249 146ZM258 144V145H257ZM10 145H12L13 146V148H12V146H10ZM35 145V146H34ZM45 145V146H44ZM84 145H86V147L84 146ZM107 145H108V147H107ZM114 145V146H113ZM122 145H123V147H122ZM129 146V147H127L126 148V146ZM132 145V146H131ZM141 145V146H140ZM148 145V146H147ZM154 145H157L161 150H163V151H160V149L158 148V147H156V146H154ZM188 145H189V147H188ZM196 145V146H195ZM198 145V146H197ZM214 145V147H212ZM242 145H245V146H242ZM15 146V147H14ZM28 146V147H27ZM101 146V147H100ZM118 146V147H117ZM120 146V147H119ZM125 146V147H124ZM135 146H137V147H135ZM147 146V147H146ZM168 146V148H166L165 149V147H167ZM224 146H226V147H224ZM234 146V147H233ZM239 146V148L240 149H238L237 147ZM17 147H19V149L17 148ZM22 147L24 148V150L22 149ZM75 147V149H73ZM88 147H90V149L88 148ZM95 147V148H94ZM100 147V148H99ZM122 147V148H121ZM134 147V148H133ZM144 147V148H143ZM184 147V148H183ZM196 147V148H195ZM227 147H229V148H227ZM232 147V148H231ZM245 147H247V148H245ZM259 149H258V148ZM260 147H262L263 149H261ZM4 148V149H3ZM67 148V149H66ZM69 148L71 149V151L69 150ZM82 148V149H81ZM96 150V153H95V150ZM98 148L100 149V150H98ZM107 148V149H106ZM128 148H130L129 149V151L127 152V150H128ZM157 148V149H156ZM193 150H192V149ZM200 148V150H201V156L203 155V157H205L204 159H206V160H203V162L201 163L200 162V160H198L199 159V157H197V154L195 153V150L194 149H199ZM204 148V149H203ZM216 148H217V151H216ZM219 148H222V150H220ZM231 148V149H230ZM2 149V150H1ZM6 149V150H5ZM10 149H12L10 152H9V150ZM27 149H28V152H27ZM30 149V150H29ZM34 149H38L36 152L34 151ZM45 149V150H44ZM89 151H87V150ZM111 149V150H110ZM120 149H125V152L123 151V150H120ZM127 149V150H126ZM144 149V150H143ZM183 151H182V150ZM189 149V150H188ZM190 149H191V151H190ZM215 149V150H214ZM230 149V150H229ZM254 149V150H253ZM5 150V152H3ZM17 150V151H16ZM19 150H20V153H19ZM31 150H33V151H31ZM76 150V151H75ZM82 150V151H81ZM103 150V151H102ZM138 150V152L136 153V151ZM149 150H150V152H149ZM158 150V151H157ZM210 150V151H209ZM212 150V151H211ZM239 150H241L242 152H244L243 154H242V156H241V154L240 153H242L241 151H239ZM256 150V151H255ZM44 153H43V152ZM84 151H85V153H84ZM101 153H100V152ZM107 151V155L105 154V152ZM116 151V152H115ZM119 151V152H118ZM120 151H122V152H124V153H126V154H124V153H122V152H120ZM159 151L161 152V153H159ZM172 151V152H171ZM219 151H221V152H219ZM249 151H251V152H249ZM253 151V152H252ZM27 152V153H26ZM35 152V153H34ZM41 152V153H40ZM110 153V155H109V153ZM158 152V153H157ZM166 152V153H165ZM211 152V153H210ZM213 152H215L216 153V157L215 156H212L213 157V159L211 158V155H212V153ZM238 152V153H237ZM257 152H260V154L258 153L257 154ZM8 153H10L9 155H7ZM30 155H29V154ZM38 153V154H37ZM46 153V154H45ZM80 153V154H79ZM99 153H100V155H99ZM120 153V154H119ZM133 153H134V155H133ZM145 156V155H147V157H144L142 154ZM147 153V154H146ZM150 153V154H149ZM165 155H164V154ZM171 153V154H170ZM185 153H187V154H185ZM224 153V154H223ZM250 153V154H249ZM18 154V155H17ZM19 154H20V156H19ZM41 154V155H40ZM44 154V155H43ZM75 154V155H74ZM130 154V155H129ZM137 154V155H136ZM157 154V155H156ZM162 154V155H161ZM228 154V155H227ZM237 154V155H236ZM248 155V157H247V155ZM26 155H28V156H26ZM40 155V156H39ZM82 155H83V158H82ZM89 155H91V157L89 156ZM99 155V156H98ZM106 155V156H105ZM112 155H113V157H112ZM122 155V156H121ZM166 155H168V156H166ZM185 155H188V156H185ZM196 155V156H195ZM206 155H210L209 156V158H210V160H212V162L214 163V160L217 158V157H219V161H218V163H217V165L215 166V169H218L219 167L221 168V170H223L224 169V171H225V173H224V178H223V180H222V182L224 181V179H225V181H226V184H224V183H222V184H219V186L217 185V187L216 186H213L212 184L213 183H211V182H214V179H216V172H211L212 170L210 169V168H208V166H207V163L208 164H210L211 163V161L207 158L208 156H206ZM233 155V156H232ZM239 155V156H238ZM251 155H253L252 157H251ZM7 157V156H9L6 160H7V162L9 163V165H7V164H5L3 161H1V159L2 158H4V157ZM12 157V162L10 161V159H11V157ZM15 156H16V158L18 157V160H16L15 159ZM23 156V157H22ZM39 156V157H38ZM61 156V157H60ZM72 157V158H70V157ZM78 158H77V157ZM85 156V157H84ZM112 157V159L114 160V161H112V159H110V157ZM117 156V157H116ZM135 156V157H134ZM148 156H150L149 158L150 159H148ZM155 156H157V157H155ZM194 156V157H193ZM221 156V157H220ZM227 156H228V158H227ZM245 158H244V157ZM27 157H28V159H27ZM32 159H34V160H32ZM66 157H68V159H66ZM99 157V158H98ZM106 157V159H103V158H105ZM109 159H108V158ZM123 157H124V159H123ZM132 157V158H131ZM141 157V158H140ZM155 157V158H154ZM162 157L164 158V160L162 159ZM174 157V158H173ZM176 157V158H175ZM197 157V159L194 161L193 159H195ZM215 157V158H214ZM237 157V158H236ZM239 157V158H238ZM246 157H247V159H246ZM251 157V158H250ZM21 158V159H20ZM118 158V159H117ZM144 158H147L146 160L148 161H146ZM157 158V159H156ZM171 161H169L168 162V159ZM170 158H172L173 160L174 159H178V161L180 162H178V161H176V160H171ZM188 158V159H187ZM223 158H224V160H223ZM249 158V159H248ZM256 158V159H255ZM260 160H258V159ZM16 161H15V160ZM23 159V160H22ZM78 159H80V163H79V161H78ZM90 159V160H89ZM96 159V163L94 162V160ZM108 159V160H107ZM136 159V160H135ZM143 159H144V161H143ZM153 159V160H152ZM156 159V160H155ZM158 159H162L161 161H165V162H167L166 164L170 167H172V166H175V165H188V169L189 170H187V169H185V170H187V172H186V174H188V173H191V175H192V177H194V180H192L193 181V183H192V181H188L187 180V178H184V177H181L179 180H177V179H175V180H172V181H174V183H172V181L171 182H169V181H167V187L169 188L170 186L172 187V186H174V193L172 192L171 194H165V193H163L164 192V189L161 187V184H162V182L160 183V188H159V190H158V186L156 185V184H150V181H151V183H152V180H150L151 179V177L152 178H155L156 177V174L153 172V170H155L154 168H157V166H158V162H157V160ZM235 159V160H234ZM245 159V160H244ZM21 160V161H20ZM32 160V161H31ZM43 160V161H42ZM65 160H68V162H69V166H68V163H66L65 162ZM74 160V161H73ZM106 160V161H105ZM110 160V161H109ZM134 160V161H133ZM142 160V161H141ZM156 161V163H155V161ZM209 160V161H208ZM228 160H230V161H232V163H230V161H228ZM238 160V161H237ZM254 161L253 163L252 162H250V161ZM17 162L16 164H15V162ZM24 161V162H23ZM71 161H73V163H75L74 165L73 164H71ZM90 161V162H89ZM105 161V162H104ZM136 161V162H135ZM139 161V162H138ZM182 161H185V162H182ZM188 161V162H187ZM198 161V162H197ZM205 161V162H204ZM228 161V162H227ZM240 161V162H239ZM245 161V162H244ZM246 161H247V165H244V163L246 164ZM262 161V162H261ZM30 162H34L33 164L32 163H30ZM62 163V164H60V163ZM104 162V163H103ZM146 162L147 164H144V163ZM196 162H197V164H196ZM223 162H225V163H223ZM237 162V163H236ZM244 162V163H243ZM258 162H259V164H258ZM14 163V164H13ZM19 163H21V165L22 166H20V164ZM24 163H26V164H24ZM55 163V164H54ZM115 163V165H116V167H115V165H112V164H114ZM162 163V162H161ZM161 163H159V164H161ZM171 163V164H170ZM176 163V164H175ZM192 163V164H191ZM222 163H223V165H222ZM229 163V164H228ZM239 163V164H238ZM241 163V164H240ZM248 163H249V165H248ZM252 163V164H251ZM257 163V164H256ZM261 163H263V164H261ZM2 164V165H1ZM13 164V165H12ZM34 164L35 165H37L36 167L34 166ZM86 164V165H85ZM95 164V165H94ZM98 164V165H97ZM104 164V165H103ZM140 164V165H139ZM156 164V165H155ZM170 164V165H169ZM172 164H175V165H172ZM256 164V165H255ZM261 164V165H260ZM4 165V166H3ZM7 165V166H6ZM25 165V166H24ZM118 165V166H117ZM177 165V166H178ZM193 165H194V167H193ZM203 165V166H202ZM231 165V166H230ZM239 165V166H238ZM250 165H251V168H249L250 167ZM254 165V166H253ZM5 166H6V168H5ZM30 166V167H29ZM78 166V167H77ZM85 166V167H84ZM93 166V167H92ZM97 166H99V168L101 169V171H100V173H97ZM202 168H200V167ZM205 166L207 167V168H205ZM223 168H222V167ZM248 166V167H247ZM260 166V167H259ZM2 167H4V168H2ZM16 167H17V171H16ZM24 167V168H23ZM34 167H35V169H34ZM73 167V168H72ZM139 167H141V168H139ZM154 167V168H153ZM170 167V169H172ZM176 167V166H175ZM204 167V168H203ZM246 167H247V169H246ZM2 168V169H1ZM14 168V169H13ZM27 168V169H26ZM39 168V169H38ZM48 168V169H47ZM66 168V169H65ZM68 168V169H67ZM77 168H78V170H77ZM84 168V169H83ZM109 168H111V172L109 171ZM147 168V169H146ZM150 168V169H149ZM180 168V167H179ZM226 168V169H225ZM233 168V169H232ZM236 168V169H235ZM243 170H242V169ZM36 169H37V171H36ZM45 169L47 170V171H45ZM61 171H60V170ZM127 169V170H126ZM145 170V172H143V171H141V170ZM198 169V170H197ZM203 169H205V170H203ZM239 169H240V173L242 172V174H240L239 173ZM246 169V170H245ZM255 169V170H254ZM260 169H262V170H260ZM4 170H5V172H4ZM22 170V171H21ZM25 170V171H24ZM39 170V171H38ZM51 171L50 173H48L49 171ZM129 170H130V172H129ZM152 170V171H151ZM184 170V171H185ZM210 170V171H209ZM238 170V173L236 172ZM248 170V171H247ZM253 170V171H252ZM258 170V171H257ZM17 172L16 174L14 173V176H16L15 177V179L13 178V173H12V176L10 177V174H11V172ZM31 173H30V172ZM88 171V172H87ZM103 171L104 172H106L107 173V175L105 176V174L103 173ZM190 171V172H189ZM193 171H194V173H193ZM201 171V172H200ZM229 171H230V173H229ZM261 171V173H259ZM6 172H8V173H6ZM38 172V173H37ZM43 172H45V174L43 173ZM58 172V173H57ZM84 172H85V174H84ZM118 172V173H117ZM147 172H148V174H149V178H147ZM152 172V173H151ZM228 172V173H227ZM244 172V173H243ZM248 172H250V173H248ZM253 172V173H252ZM256 172V173H255ZM33 173V174H32ZM40 173V174H39ZM78 173H80L79 175H78ZM94 173H97V175L95 174L94 175ZM121 173L123 174V175H121ZM210 173V174H209ZM257 173L259 174V176L257 177V178H255L256 177V175H257ZM7 174L9 175V177L7 176ZM18 174V175H17ZM30 174H31V176H30ZM37 174V175H36ZM52 174H54V175H52ZM57 174V177H54L55 175ZM58 174H60V175H58ZM65 174L66 175H68V177L67 176H65ZM103 174H104V176L105 177H103ZM151 174V175H150ZM197 174V175H196ZM204 174V175H203ZM214 174V175H213ZM250 174V175H249ZM254 174V175H253ZM256 174V175H255ZM81 175V176H80ZM87 175V176H86ZM111 175L113 176V177H111ZM125 175H127L128 177H132V179H134V180H131V179H129L127 176H125ZM140 175V176H139ZM142 175L143 176H145V177H143L142 178ZM190 175V174H189ZM234 175V176H233ZM243 175V177H241V176ZM245 175H246V177H245ZM253 175V176H252ZM62 176V177H61ZM92 176V177H91ZM151 176V177H150ZM153 176H155V177H153ZM207 176V177H206ZM213 176V177H212ZM229 176V177H228ZM233 176V177H232ZM238 176V178L240 179V177H241V179L239 180L238 178H236V177ZM250 176H252V177H250ZM20 177V178H19ZM29 177V178H28ZM90 177L91 178H93V179H90ZM140 177L142 178L141 180H140ZM197 179H196V178ZM227 177V178H226ZM5 178V179H4ZM17 178V179H16ZM22 178V179H21ZM43 178H44V180H43ZM50 178H52V180H51V184H49L48 182H50ZM55 178H57V181H56V179ZM76 178H77V180H76ZM82 178L85 180V182H89V179H90V182L88 183V187H85V186H83V183H82ZM89 178V179H88ZM231 178V179H230ZM232 178H234V179H232ZM246 178V179H245ZM19 179H20V181H19ZM36 179V180H35ZM62 179V180H61ZM144 179V180H143ZM181 179H183V180H181ZM184 179H186V180H184ZM228 179V180H227ZM236 179V180H235ZM254 179H258L257 181L258 182H256V180H254ZM261 179V180H260ZM15 180V181H14ZM33 180V181H32ZM43 180V181H42ZM66 180H70V183L68 182V181H66ZM88 180V181H87ZM104 181V183H102L101 181ZM198 180V181H197ZM206 181L205 183H207V184H205L203 181ZM209 180L211 181V182H209ZM231 180H234L233 181V184L234 185H232L231 187H230V185L232 184V181ZM243 180H245V181H243ZM251 180H253V181H251ZM24 181V182H23ZM113 181H123V186H124V193H127L126 195H127V200H131V207L132 208H134V217L132 218V217H128V216H123L121 219H120V217H119V219H118V216L117 215H119V216H121L120 215V213H118L117 212V210L118 211H120L121 209H129L130 208V205L129 204H126L125 203V201L123 200V198L122 197H120L118 194H117V192H118V190H116V187H117V182H115V183H113ZM134 181H136V183H138V184H140L144 189H142V188H140L141 186L139 185V186H137L138 184H136V183H134ZM142 183H141V182ZM149 181V183H146V182H148ZM188 181V182H187ZM195 181V182H194ZM242 181V183L240 184L239 182H241ZM22 183L21 185H20V183ZM97 182V183H96ZM199 182H200V185H202L203 186V188H201L202 186H200L199 185ZM255 182H256V186L257 187H255V186H253L254 184H255ZM19 183V184H18ZM28 183V184H27ZM82 183V184H81ZM143 183H145L146 185H144ZM191 183V184H190ZM243 183H245V184H243ZM247 183H249V184H247ZM260 183V184H259ZM4 184V185H3ZM26 184V185H25ZM32 185L33 187H35V188H31L32 186H30V185ZM48 185V187H50V188H52V190L51 189H47V191L45 190L46 188V186ZM80 184V185H79ZM99 185V187H96V185ZM128 184H132V186L131 185H128ZM176 184H177V186H176ZM184 184H186L185 186H184ZM188 184H190V185H188ZM197 184V185H196ZM258 184V185H257ZM3 185V186H2ZM51 185H52V187H51ZM93 185V186H92ZM111 185V186H110ZM134 185V186H133ZM192 185V186H191ZM207 185V186H206ZM211 185V189H210V186ZM215 185V184H214ZM221 185H223V186H221ZM225 185V186H224ZM235 185H238V187L237 186H235ZM246 185V186H245ZM9 186V187H8ZM11 186V187H10ZM42 186H45V187H42ZM73 188H72V187ZM129 186V187H128ZM153 186V187H152ZM196 186V187H195ZM198 186V187H197ZM234 186V187H233ZM248 186V187H247ZM8 187V188H7ZM12 187H14V188H12ZM47 187V188H48ZM67 188V192H70V194L69 195H66V194H64V192L63 191H65V190H62V188ZM75 187H78V188H80V189H84V187L86 188V189H84L83 190V192H80V194H79V189L78 188H75ZM113 187H114V189H113ZM131 187H133V189L131 188ZM138 189H137V188ZM186 187H188V188H186ZM194 187V188H193ZM200 187V188H199ZM204 187H206V190L204 189ZM214 187H216L215 189H212V188H214ZM224 187V188H223ZM3 188V189H2ZM24 188V189H23ZM26 188H28V190L26 189ZM31 188V189H30ZM58 188H60V191H59V189ZM100 188H101V190H100ZM136 188V189H135ZM146 188V189H145ZM157 188V189H156ZM200 190H199V189ZM208 188V189H207ZM248 189V191H246L247 189ZM255 190L256 188L258 189H256L255 190V192L253 191V189ZM14 189V190H13ZM18 189V190H17ZM36 189H38V190H36ZM89 189V190H88ZM132 189V190H131ZM184 189V190H183ZM196 190V193H195V190ZM204 189V190H203ZM222 189H224V190H222ZM230 189V190H229ZM231 189H233V191L231 190ZM241 189V190H240ZM242 189H244V190H242ZM260 189V190H259ZM10 190V191H9ZM34 191V194L31 192V191ZM57 190H58V192H57ZM104 190V191H103ZM106 190V191H105ZM111 190V191H110ZM130 190H131V194H129L130 193ZM137 190V191H136ZM145 190H149L150 191V193L148 192H145ZM152 190L154 191V192H152ZM158 192H157V191ZM181 190V191H180ZM189 190V191H188ZM222 190V191H221ZM235 190V191H234ZM239 190V191H238ZM252 190V191H251ZM262 190H263V193H262ZM7 191V192H6ZM51 191V192H50ZM61 191H62V193H61ZM87 191V192H86ZM110 193H109V192ZM144 191V192H143ZM202 191H203V193H202ZM205 191V192H204ZM206 191H208V192H206ZM231 191V192H230ZM241 191L244 193V195H243V193H241ZM261 193H260V192ZM12 192V193H11ZM87 194H86V193ZM138 193V195H137V193ZM139 192H141V194H139ZM152 192V193H151ZM191 192V193H190ZM198 192H200V193H198ZM233 192V193H232ZM238 192V193H237ZM251 192V193H250ZM254 192V197L253 196H251L252 195V193ZM10 193V194H9ZM14 193H18V194H15L14 195ZM30 193H32V194H30ZM75 193H77V194H75ZM109 193V194H108ZM155 193L157 194V195H155ZM161 193H163V194H161ZM177 193L179 194H181V193H183V194H181V195H177ZM188 193V194H187ZM248 194V196L247 195H245V194ZM24 194H28V195H24ZM75 194V195H74ZM86 194V195H85ZM202 194V195H201ZM222 194V195H221ZM251 194V195H250ZM255 194H260V195H258V197H256V195ZM17 195V196H16ZM39 195H42L43 196V198H40V196ZM102 195V196H101ZM106 195H107V197L108 198H106ZM113 197H112V196ZM116 195H118L117 197H116ZM165 195H167V196H165ZM174 195H176V199L174 198L175 196ZM209 195L210 196H214V198L212 197V200H211V197L210 198H208L209 197ZM216 195V196H215ZM219 195H221V196H223V197H220V198H218V200L216 201V198H217V196H219ZM241 197H240V196ZM250 195V196H249ZM12 196L14 197V199L12 198ZM21 197V199L20 198H18V197ZM22 196H23V198H27V199H29L30 201H33V203L32 202H30L29 200H27V199H23L22 198ZM25 196V197H24ZM28 196V197H27ZM38 196H39V198H40V200H38L39 201V203H38V201H37V203H36V198H38ZM41 196V197H42ZM68 196H69V198H68ZM158 196H159V198L161 197V199H159L158 198ZM172 196V197H171ZM174 196V197H173ZM178 196V197H177ZM181 196V197H180ZM261 196V198H259ZM32 197H34V200H32L33 198ZM58 198L60 201H61V203L63 204H65V202H63V201H65V199L67 198V200H68V203L69 204H63V205H58L57 204V199H53V198ZM73 197H74V199H73ZM83 197H85V200H86V198H88L89 200H86V203L87 204H85V200L84 199H82ZM91 199H90V198ZM103 197V198H102ZM136 197V198H135ZM233 197V198H232ZM237 199H236V198ZM246 197V198H245ZM251 197H253L254 198V200H253V198H251ZM38 198V199H39ZM135 198V199H134ZM162 198H163V201H162ZM165 198V199H164ZM179 198H180V200H179ZM206 198H208V199H210L209 201H207L206 203H207V205H206V203L205 202H203V201H205V200H207ZM248 198V199H247ZM258 199L257 201L255 200V199ZM7 199L9 200V201H7ZM19 199V200H18ZM48 199V200H47ZM107 199H109L112 203H111V205H112V207H111V210H110V212H108V213H106V211H105V208H104V206L102 205V203H100V201H106V202H108L109 200H107ZM173 199V200H172ZM182 199V200H181ZM47 200V201H46ZM66 200V201H67ZM135 200V201H134ZM171 200V201H170ZM177 200V201H176ZM214 200V201H213ZM261 200V201H260ZM2 201V202H1ZM18 201H20L19 203H22L23 204V207H22V204L20 205L19 203H18ZM69 201H71V202H69ZM73 201V202H72ZM84 201V202H83ZM99 201V202H98ZM159 201V202H158ZM167 201L171 204H169V205H165V203L167 204ZM217 203H216V202ZM220 201V202H219ZM122 202H124V204L122 203ZM136 202V203H135ZM176 202V203H175ZM214 202V207H213V203ZM6 203V204H5ZM48 203V204H47ZM88 203H89V205H91V207H92V209L93 210H91L90 208H88V207H86V205H88ZM93 203V204H92ZM136 205H135V204ZM187 203V204H186ZM204 203V205H206V206H203L202 204ZM208 203L211 205H208ZM220 203V204H219ZM234 203H236V205L234 204ZM262 203V204H261ZM56 204L59 206V208H57L56 207ZM72 204V205H71ZM134 204V205H133ZM175 204V205H174ZM186 204V205H185ZM234 204V205H233ZM245 205V207H244V205ZM11 205H12V207H11ZM20 205V206H19ZM69 205H71V206H69ZM75 207H74V206ZM95 206V207H93V206ZM118 207H117V206ZM127 205V206H126ZM194 205L196 206V208H197V210H196V212H195V214L196 215H194V213H191V211L192 212H194L195 211V208H194ZM227 205V206H226ZM242 207H241V206ZM247 205H249V208L247 207ZM27 206H29V207H27ZM41 207V209H40V211L38 210H35V209H38V207ZM128 206H129V208H128ZM137 206V207H136ZM210 206V207H209ZM226 206V207H225ZM239 206H240V208H239ZM7 207V208H6ZM9 207H11V208H9ZM16 207H17V209H16ZM33 207H37V208H33ZM70 209H69V208ZM74 207V208H73ZM179 208V212H178V209H177V211H176V209H174V208ZM201 207V208H200ZM13 208H14V210L16 209L17 210V212H16V210L13 212L12 210H13ZM73 208V209H72ZM87 208H88V210H87ZM101 208V210H102V212L106 215V217H107V219L109 220V221H105L106 219H104V221L103 222H100V221H98V219H97V216H94V215H96V209H100ZM118 208V209H117ZM139 208V209H138ZM204 208V209H203ZM210 208V209H209ZM216 210H215V209ZM226 208V210L224 211V209ZM248 208V209H247ZM252 208V209H251ZM260 208V209H259ZM262 208V209H261ZM47 209H50L49 211H50V213H51V216H53V217H51L49 214L50 213H48L47 215H46V211H47ZM116 210L115 212L113 211V210ZM162 209V208H161ZM208 209V210H207ZM221 211H220V210ZM255 209L257 210V211H255ZM11 212H9V211ZM27 210V211H26ZM46 210V211H45ZM80 210H82V211H80ZM205 210H207V211H205ZM231 210V211H230ZM250 210V211H249ZM260 210V211H259ZM3 211V212H2ZM49 211H47V212H49ZM73 211H76V212H73ZM174 211V212H173ZM185 212V213H180V212ZM198 211H199V213H198ZM204 211V212H203ZM219 211H220V213L222 212V211H224V212H222L223 214L221 215L220 213H219ZM259 211V212H258ZM45 214V215H43V217H42V215L41 214H43V213ZM158 209L157 210H155L154 211V215H153V224L155 223V221L158 219ZM190 212V213H189ZM219 213V215L220 216H222L223 217V219H222V217H219L218 216V214L215 216L214 214L215 213ZM247 212V213H246ZM255 212L257 213V214H255ZM4 213V214H3ZM7 213H9V215L7 214ZM40 213V214H39ZM62 213H63V215H62ZM79 215H78V214ZM113 213V214H112ZM174 213V214H173ZM187 213H188V215H187ZM229 213V214H228ZM236 213H237V215H236ZM242 213V214H241ZM244 213V214H243ZM3 214V215H2ZM20 214V215H19ZM92 215V217H91V215ZM94 214V215H93ZM187 215V216H184V215ZM199 214V215H198ZM209 215V218H206V216H208ZM228 214V215H227ZM255 215V217H254V215ZM41 215V216H40ZM77 215V216H76ZM232 217H230V216ZM241 216V219H240V216ZM251 215H253V216H251ZM257 215V216H256ZM22 217V219H21V217ZM46 216H47V219H49L50 221H51V223H49L50 224V226L52 227V230L49 228V225H48V220H46ZM63 216V217H62ZM227 216H229V217H227ZM260 216H262V218L260 217ZM89 217H91V221L90 222H88V224H87V221H86V219L88 218L89 219ZM173 217V218H172ZM186 217H187V219H186ZM193 218V220H191L192 218ZM205 217V218H204ZM215 217H216V221H215ZM220 218V220H221V222L220 221H217L218 220V218ZM225 217H227L226 218V221L227 222H224L225 221ZM242 217H243V219H242ZM251 219V224H250V220L248 219ZM30 218V219H29ZM43 219V222L40 224V223H37L36 221H37V219ZM54 218H55V221H54ZM63 218H65V219H67V221H65V219L62 221V222H60ZM83 218H86L85 220L83 219ZM111 218L113 219V221L111 222ZM151 218V216L149 215V216H146V217H143L142 218V220L141 221H148L149 219ZM163 218L164 219H166V221H168V222H166L165 220H163ZM168 218V219H167ZM189 218V219H188ZM252 218H254V219H252ZM18 219V220H17ZM25 219V220H24ZM40 219V220H41ZM75 219V220H74ZM81 219H83L84 221L82 222L81 221ZM118 219V220H117ZM172 219H173V221H172ZM195 219H196V221H195ZM248 219V220H247ZM10 220H13V221H11L10 222ZM27 220V221H26ZM28 220H30V221H28ZM40 220H38V222H41ZM44 220H46V221H44ZM90 220V219H89ZM88 220V221H89ZM135 220V221H134ZM188 220V221H187ZM199 220H202L203 222L204 221H206V223H203L202 221L201 222H199ZM232 220V221H231ZM235 220V221H234ZM243 220V221H242ZM247 220V221H246ZM255 220H257V221H255ZM9 221V222H8ZM17 221V222H16ZM33 221V222H32ZM117 221H118V223H117ZM124 221H126V222H124ZM129 221H131V222H129ZM164 221V222H163ZM192 221H194V222H196V223H194V222H192ZM199 223H198V222ZM241 221V222H240ZM262 221V222H261ZM16 222V223H15ZM36 222V223H35ZM67 222V223H66ZM99 222V223H98ZM136 222V223H135ZM166 222V223H165ZM171 222L173 223V224H171ZM214 224H220V225H214ZM223 222V223H222ZM234 222V223H233ZM236 222V223H235ZM7 223V224H6ZM85 223V224H84ZM111 223H112V225H111ZM208 223H210V224H208ZM212 223V224H211ZM227 223V224H226ZM57 224H59V226L57 225ZM65 224H68V225H74V226H68V225H65ZM118 224V225H117ZM126 224V225H125ZM134 224V225H133ZM179 224V225H178ZM226 224V225H225ZM241 224H242V226H241ZM247 224V225H246ZM13 225H14V229L12 228L13 227ZM42 225H43V227H42ZM45 225V226H44ZM123 225V226H122ZM125 225V226H124ZM127 225H129V226H127ZM131 225H132V227H131ZM236 225V226H235ZM253 225H254V228H253ZM8 226V227H7ZM15 226H16V229H15ZM22 226H24V228L22 227ZM29 226H31V227H29ZM37 226H39L40 228L42 227V229L44 228V230L46 231L43 235H41V236H38L37 234H39V232L38 231H40V229H39V227H38V229L39 230H36L37 229ZM64 226V227H63ZM104 227V229L103 228H98V227ZM142 225L141 224H139V227H141ZM183 226V227H182ZM206 226H208V227H206ZM210 226H212L211 227V229H214V232H213V230H211L209 227ZM222 226H224L223 228H220V227H222ZM225 226H226V228H227V226H228V229H230V230H227L226 228H225ZM240 227V228H238V227ZM246 226H248L247 228H249V229H247V228H244V227H246ZM256 226V227H255ZM9 227H11V228H9ZM28 228V231H27V228ZM68 227L71 229V230H68ZM108 227H111L112 229H114V227L115 228H118V236L119 237H121L122 238V241H123V245H121V243H120V241H116V239L113 237V235H111L110 234V239L106 242V241H102V242H100L101 241V238H102V240L104 239V236L105 235H107L106 233H108V235H109V232H108V230L106 229V228H108ZM123 227V228H122ZM19 228H21V229H19ZM75 230V231H73V229ZM127 228V229H126ZM131 228V230H130V232H129V229ZM172 228L175 230H172ZM176 228V229H175ZM237 229L238 231H236L235 229ZM245 230H244V229ZM256 228V229H255ZM12 229H13V231H12ZM25 229V230H24ZM30 229V230H29ZM32 229V230H31ZM65 229V230H64ZM93 229V230H92ZM220 229H221V232H220ZM263 229V230H262ZM15 230H16V232L17 233H15ZM122 230V231H121ZM128 232H126V231ZM206 230H208V231H206ZM210 230V231H209ZM251 230V231H250ZM7 231V232H6ZM19 231H21V232H19ZM69 231V232H68ZM74 232V233H78V235L76 234V235H74V233H73V235H72V233H70V232ZM92 231H93V233H94V235H93V233H92ZM171 231H173V232H171ZM243 231H246L245 232V234H243L244 232ZM36 232H37V234H36ZM41 232H43L42 230H41ZM49 233V234H46V233ZM125 232V234H123ZM182 232V233H181ZM251 232V233H250ZM253 232H254V234H253ZM257 232V233H256ZM15 233V234H14ZM29 233H32V234H29ZM57 234V236L59 237V238H57L56 237V235L55 236H53L52 234ZM137 233H138V235H137ZM146 233V234H145ZM147 233L149 234V236L148 237H144V236H146L147 235ZM222 233V234H221ZM226 235H225V234ZM241 233L243 234V235H241ZM259 233H260V235H259ZM12 234V236H10ZM17 234H18V236H17ZM23 234V235H22ZM46 234V235H45ZM133 235V237H132V235ZM145 234V235H144ZM231 234H233V235H231ZM236 234V235H235ZM9 235V236H8ZM35 235V236H34ZM40 235V234H39ZM87 235V237H85ZM125 235H128L129 237H130V235H131V237H130V239L131 240H135V244L134 245H131L130 244V240H127L124 236ZM152 235V236H151ZM154 235V236H153ZM221 235H225L226 236V238L225 237H223V236H221ZM240 235L241 236H244L243 237V239H242V237H240ZM253 235V236H252ZM261 235L263 236V238L261 237ZM3 236H5V238H3L4 240H2V237ZM17 236V237H16ZM32 236V237H31ZM48 237L49 239H47V241H49V242H46V239H44L45 237ZM74 236H76V237H74ZM151 236V237H150ZM214 236H216V237H218V240L220 241V242H218V240H216V241H212V238H214ZM232 236V237H231ZM236 236H238L237 237V242H236ZM251 236V237H250ZM7 237V238H6ZM20 237V238H19ZM24 237V238H23ZM46 237V238H47ZM54 237H56V238H54ZM79 237V238H78ZM135 237H137V238H135ZM153 237V238H152ZM229 237L231 238V239H229ZM257 238L256 240H255V242H254V238ZM30 238H32V239H30ZM143 240H142V239ZM145 238V239H144ZM150 238L152 239V240H150ZM248 238H251V239H248ZM34 239V240H33ZM39 239V240H38ZM55 239H57V240H55ZM78 239H80V240H78ZM139 239V240H138ZM156 239H159V240H156ZM227 241H226V240ZM6 240V241H5ZM15 240H16V242H15ZM40 240H41V242H40ZM212 242H211V241ZM258 240V241H257ZM4 243L5 242V244H3L2 242ZM9 241V242H8ZM11 241H14L15 243H12ZM36 241V242H35ZM51 241H52V244H51ZM116 242V244H118V246L119 245H121V250L118 252V251H116V248L114 247L115 245H111V243L112 242ZM126 241V242H125ZM232 241V243H230ZM237 243V247H239V249L237 250V247L235 248V242ZM248 243H247V242ZM11 242V243H10ZM20 242V243H19ZM39 242V244H37ZM43 242V243H42ZM98 242H100L99 243V245H98V247H95L97 244H98ZM149 242V243H148ZM151 242H153L154 243V245L151 243ZM188 242V241H187ZM209 242H211L212 244H213V246H214V249H213V246H211V244H209ZM222 242H224V243H222ZM257 242H258V244H257ZM263 242V243H262ZM17 243H19V244H17ZM25 243V244H24ZM62 243V241H61V244L60 245H62L63 244ZM91 243V248L92 249H90V246H89V244ZM125 243H126V245H125ZM138 243V244H137ZM166 243V244H165ZM221 243H222V245L224 246H222L221 245ZM244 245H243V244ZM63 244V247L66 249V251L68 250V248L67 247H65V245ZM151 244L153 245V246H151ZM162 244V245H161ZM168 244V245H167ZM208 244L210 245V247L208 246ZM218 246H216V245ZM233 244V245H232ZM241 244H242V246H244V247H242L241 246ZM250 244V245H249ZM22 245H24V246H22ZM36 245V246H35ZM104 245H106V247L108 248L107 249V251L105 250V248L103 247ZM167 245V246H166ZM196 245V246H195ZM231 247H230V246ZM235 245V246H234ZM258 245V246H257ZM34 246H35V248H37L36 249V251L34 250ZM70 246V247H69ZM93 246V247H92ZM110 246H111V248H110ZM124 246H126V248L124 247ZM142 248H141V247ZM156 246H158L157 248L160 250V252H158V250H157V248H156ZM163 246V247H162ZM2 247V248H1ZM25 247V248H24ZM87 247V248H86ZM208 247L210 248V250L208 249ZM217 247V248H216ZM221 248V250H220V248ZM230 247V248H229ZM257 247H259V249L256 248ZM4 248V249H3ZM46 248V249H47ZM147 248V249H146ZM152 248H153V250H152ZM213 250H212V249ZM219 248V249H218ZM241 248H243V249H241ZM245 248H247V250H245ZM262 248V249H261ZM7 249H8V251L9 252H7ZM10 249H12V250H10ZM75 249V248H74ZM89 249H90V252H88L89 251ZM140 249H142V250H144V253H141L139 250ZM208 249V250H207ZM216 249H218V253H217V250ZM227 249V250H226ZM233 249V251L235 252H238V255H239V257H240V259H239V257H238V255H237V253H234V252H232L231 250ZM253 249V250H252ZM257 251H256V250ZM3 250V251H2ZM15 250V251H14ZM30 250V251H29ZM48 250H50L52 253H53V250H51V248H49ZM126 250H127V252H126ZM165 250H167V251H165ZM197 249H196V251H198ZM204 250V251H203ZM207 250V251H206ZM50 251L48 252L49 253V255L51 254L50 253ZM70 249H69V253H70ZM87 251V252H86ZM99 251V252H98ZM112 251V252H111ZM113 251H114V253H113ZM126 253H125V252ZM149 251V252H148ZM166 253H165V252ZM210 251H212V252H210ZM261 251V252H260ZM4 252V253H3ZM91 252H95L94 254H92V255H94L95 256V254L97 255L96 256V258L98 259V258H100V262L94 257V256H92L90 253ZM112 254H111V253ZM210 252V253H209ZM222 252V253H221ZM225 252H227V254H225ZM246 252V253H245ZM247 252L249 253V254H247ZM11 253V254H10ZM35 253H37L38 254V258H35ZM74 253H76V251H74ZM81 253H83V254H81ZM85 253V254H84ZM105 253V254H104ZM137 253H139L138 255L140 256V258L142 259V261H141V259L140 260H138V258H139V256L137 255ZM147 253H148V255H147ZM159 253H161V255L159 254ZM213 255H212V254ZM234 253V254H233ZM261 253V254H260ZM9 254V255H8ZM82 256H81V255ZM123 254V255H122ZM208 254H211V256L209 255L208 256ZM232 254V255H231ZM257 254V255H256ZM260 254V255H259ZM12 255V256H11ZM79 255L81 256V257H79ZM153 255H154V257H153ZM243 255H244V258H243ZM247 255V256H246ZM251 256L252 255V261L250 260L251 259V257H248V256ZM4 256H5V258H4ZM9 256V257H8ZM37 256V255H36ZM51 256V255H50ZM106 256H108L109 257V259H110V261H108L107 260V257ZM131 256V257H130ZM144 256V257H143ZM157 256H159L158 258H157ZM228 256V257H227ZM230 256V257H229ZM236 258H235V257ZM258 256H261V258L260 257H258ZM2 257V258H1ZM7 257V258H6ZM89 257H94V258H92V260H91V258H89ZM153 257V258H152ZM206 257H207V259H206ZM217 257H222V260L220 259V258H217ZM226 257V258H225ZM101 258H103V259H101ZM114 258V259H113ZM151 258V259H150ZM235 258V259H234ZM245 260H243V259ZM246 258V259H245ZM248 258H249V262H248ZM256 258H258V261H256ZM3 259V260H2ZM8 259V260H7ZM52 259V258H51ZM94 259V260H93ZM116 259V260H115ZM156 259H158V262L156 263L155 261H157ZM178 258H176L175 260H174V264L176 263V262H178V260H177ZM229 259H231L232 261H230L229 262ZM259 259H260V262H259ZM5 260V261H4ZM9 260H11V261H9ZM43 259H40V264H55V262L54 263H50V262H52V260L51 261H49L48 259H46V258H44V260L42 261ZM47 260L49 261L48 263H47ZM144 260H145V262H144ZM182 260H183V263H185L186 261H185V259H184V256H182L181 258H180V263H182ZM206 260V261H205ZM221 260V261H220ZM243 260V261H242ZM262 260V261H261ZM39 261V260H38ZM41 261H42V263H41ZM90 261V262H89ZM141 261V262H140ZM234 261H236V262H234ZM254 261H256L257 263H255ZM19 262V263H18ZM32 262V263H31ZM46 262V263H45ZM148 262V263H147ZM186 264H190V263H187L186 262ZM264 264V263H263Z\"/></svg>",
    "mask_w": 264,
    "mask_h": 264
},
{
    "label": "bare ground",
    "instance_id": "2",
    "mask_svg": "<svg viewBox=\"0 0 264 264\" xmlns=\"http://www.w3.org/2000/svg\"><path fill=\"white\" fill-rule=\"evenodd\" d=\"M62 1L63 0H57L56 1V4H55V7H54V10H53V13H52V16H51V19H50V23L48 24L49 26H48V29H47V31H46V34H45V38H44V41H43V44H42V46H41V50H40V53H39V55H38V58H37V62L35 63V67H34V69L32 70V74L30 75V78H29V80L26 82V84L24 85V88H23V90H22V92H21V94L19 95V97H18V99L16 100V102L13 104V106L11 107V109L9 110V112L7 113V115L5 116V118L1 121V123H0V135H2V133L3 132H5V133H9L10 132V129H13L12 130V132H13V138H16V140L18 139L19 141H20V143L22 144V146H23V140H24V135L25 134H22L23 135V137H21L20 135H19V133H22V130L24 129V127L27 125L26 123L28 122V121H26L25 120V118H24V116H26V118H28V119H30L32 122L31 123H34V121L35 120H37L38 121V119L41 121L42 120V111H41V107L42 106H40V104H42V103H47L48 104V108L46 107V110H47V114L45 115V118H46V121H44V126H42L43 124H41V126H42V128H44L45 126H49V125H53V123L51 122L53 119H52V116L54 115V113L57 111L56 109H57V107L55 106V104H54V100H55V97L53 96V95H51V94H49V93H51V91L50 92H48V94L47 93H45L44 91H40L42 94H44L45 95V97H47V98H49L50 99V101H47L46 100V98H43V100H40V98L37 96L36 98L34 97V96H32V91H34V90H36L37 92H38V90H39V88L40 87H42V86H40L39 87V84H40V77H41V74H43V69H44V64H45V61H46V54L47 55H49L48 53H47V47H48V45H49V43L52 41V37H53V33H54V36H55V32H56V30H54V29H57L58 28V26H59V24H60V22H58V20L62 17V13H61V4H62ZM78 1V0H77ZM92 1V0H91ZM106 1V0H105ZM139 1V0H138ZM142 1V0H141ZM143 1H145V0H143ZM183 1V0H182ZM181 0H177V2L179 3V5H180V7H179V10H182L183 11V13L181 12V13H179V17L180 18H184V19H187V14L188 13H190V12H188V11H190V5L189 4H187V3H185V2H182ZM195 1V0H194ZM199 1H201L200 3H199V5H196V7H198V6H203L204 4H205V0H199ZM220 1H224L226 4H228V6H229V9H230V7H232L231 6V3L230 2H227V0H220ZM237 1V0H236ZM243 1V0H242ZM252 1V0H251ZM250 1V3H251V5H249V8L252 6V4H254V2L252 3ZM263 1V0H262ZM75 2V1H74ZM82 2H83V0H82ZM101 2H102V0H101ZM100 2V4H99V6H101L102 4H104V3H101ZM128 2V1H127ZM197 2V1H196ZM196 2H194V4L196 3ZM212 2V1H211ZM240 1L238 0V3H239ZM246 2V1H245ZM260 2L261 1H258L257 2V5H258V9H259V6L261 5L260 4ZM45 3H46V0H0V90H2V84H5L6 82H9V81H11V80H13L14 82V85L18 82V80H19V78H20V76L22 75V73H24V68L26 69V67H25V65L28 63L27 61H28V59L30 58V55L32 54V49H34L33 48V45L35 44V42H34V40H35V38H36V34L38 35V33H37V31H38V27H39V25H40V20H41V17H42V15H43V11H44V7H45ZM81 3V2H80ZM79 3V4H80ZM95 3V2H94ZM121 3V2H120ZM145 3H147V1H145ZM198 3V2H197ZM213 3V2H212ZM244 3V2H243ZM249 2L247 1V4H248ZM77 4V3H76ZM78 4V5H79ZM90 4V3H89ZM118 4H119V2H118ZM117 4V5H118ZM125 4V3H124ZM129 4V3H128ZM148 4V3H147ZM147 4H145L146 6H147ZM168 4V3H167ZM174 4V3H173ZM176 4V3H175ZM71 5H72V3H71ZM71 5H70V7H71ZM86 5H87V3H86ZM83 6L82 7V9L83 10H85V11H87V12H89V8H88V6ZM92 5V4H91ZM98 5V4H97ZM150 5V4H149ZM148 5V6H149ZM169 5V4H168ZM178 5V6H179ZM193 5V4H192ZM212 5H214V3L212 4ZM220 5H221V3H220ZM242 5V4H241ZM244 5H246V4H244ZM95 6V5H94ZM148 6H147V8H148ZM209 6V5H208ZM223 6V5H222ZM247 6V5H246ZM255 6V5H254ZM106 8H107V6H105ZM111 6H109V8H110ZM115 7V6H114ZM117 7V6H116ZM175 7V8H174ZM192 7V6H191ZM195 7V6H194ZM216 7V6H215ZM227 7V6H226ZM237 7V6H236ZM64 8H65V6H64ZM145 8V7H144ZM147 8H145V9H147ZM211 8V7H210ZM212 8H214V7H212ZM219 8H220V6H219ZM239 7H237V9H238ZM247 8H248V6H247ZM247 8H246V11H247ZM71 9V8H70ZM75 9V8H74ZM77 9V8H76ZM92 9V8H91ZM103 9H104V7H103ZM102 9V10H103ZM119 9V8H118ZM143 9V8H142ZM173 9H176V6L174 5L173 6ZM192 9V8H191ZM198 9V8H197ZM202 9V8H201ZM228 9V8H227ZM233 9V8H232ZM231 9V10H232ZM241 9V8H240ZM245 9V8H244ZM243 9V10H244ZM128 10V9H127ZM132 10H133V8H132ZM168 10H169V8H168ZM179 10H176V11H179ZM209 10V9H208ZM221 10V9H220ZM235 10H236V8H235ZM92 11V10H91ZM96 11V10H95ZM142 11H144V10H142ZM207 11V10H206ZM205 11V12H206ZM210 11H211V9H210ZM210 11H208L209 13H210ZM213 11V10H212ZM219 11V10H218ZM240 11V10H239ZM241 11H242V9H241ZM256 12L258 11V10H255ZM133 12V11H132ZM168 12V11H167ZM180 12V11H179ZM192 12V11H191ZM198 12V11H197ZM197 12H195V14L194 15H196V13ZM222 12V11H221ZM227 12H229L228 10H227ZM75 13H80V12H75ZM75 13H73V14H75ZM82 13H84V12H82ZM91 13V12H90ZM127 13H129V12H127ZM127 13H125L126 14V16H127ZM192 13H194V12H192ZM201 13H202V10H201ZM207 13V12H206ZM242 13V12H241ZM105 14H108V13H105ZM228 14V13H227ZM254 14H256V13H254ZM64 15V14H63ZM71 15V14H70ZM89 15V14H88ZM135 15V14H134ZM162 15V14H161ZM208 14H206V16H207ZM212 17L214 18V21H215V19H217L216 18V15H215V13L214 12H212ZM73 16V15H72ZM85 16H86V12H85ZM96 16V15H95ZM104 16H106V15H104ZM124 16V15H123ZM158 16V15H157ZM171 16H173V15H171ZM205 16V15H204ZM232 16V15H231ZM235 16V15H234ZM257 16H258V18H259V20L261 19L262 20V22H255V21H253V22H250L253 26H256V28H257V30L258 29H260V30H264V8H261V6H260V10H259V12H258V14H257ZM25 17H28V22H27V18H25ZM64 17V16H63ZM77 17V16H76ZM94 17V16H93ZM92 17V18H93ZM98 17V16H97ZM129 17V16H128ZM131 17V16H130ZM135 18L136 16H132V18ZM174 17V16H173ZM199 16H197L196 18H198ZM203 17V16H202ZM236 18H237V16H235ZM240 17H241V15H240ZM24 18L26 19V21H24ZM73 18H75V17H73ZM114 18V17H113ZM220 18V17H219ZM244 18H245V16H244ZM255 18V17H254ZM257 18V19H258ZM62 19V18H61ZM67 19V18H66ZM88 19H89V17H88ZM117 19H118V17H117ZM161 19V18H160ZM208 19H209V17H208ZM212 19V18H211ZM225 19H227V18H225ZM65 20V19H64ZM68 20V19H67ZM74 21H75V19H73ZM77 20V19H76ZM93 20V19H92ZM103 20V19H102ZM127 20H128V18H127ZM130 20V19H129ZM175 20V19H174ZM182 20V19H181ZM194 20V19H193ZM210 20V19H209ZM220 20H221V18H220ZM219 20V21H220ZM69 21V20H68ZM68 21H66L67 23H68ZM80 21V20H79ZM86 21V20H85ZM101 21V20H100ZM106 21V20H105ZM151 21H153L154 22V20L152 19ZM160 21V20H159ZM159 21H158V23H159ZM176 21H177V19H176ZM196 21V20H195ZM202 21H204V20H202ZM238 21V22H237ZM247 20H245V21H242L241 19H239V20H237L236 19V21L233 23V25H232V28L234 29V30H236L237 29V26L240 24V26H244L245 24H247V22H246ZM251 21V20H250ZM62 22V21H61ZM69 22H71V20L69 21ZM81 22V21H80ZM94 22H96V21H94ZM111 22V21H110ZM155 22H157V21H155ZM155 22L154 23H152L153 25L155 24ZM187 22V21H186ZM190 22V21H189ZM191 22H193V21H191ZM197 22V21H196ZM200 22V21H199ZM223 22H224V20H223ZM26 23V24H25ZM57 23H58V26H57ZM63 23V22H62ZM81 23H83V20H82V22ZM93 23V22H92ZM117 23H120V22H117ZM150 23V22H149ZM148 23V24H149ZM173 23V22H172ZM176 22H174V24H175ZM188 23V22H187ZM220 23V22H219ZM227 23H228V21H227ZM69 24V23H68ZM67 24V25H68ZM71 24V23H70ZM77 24H78V29H79V25H80V23H78L77 22ZM99 24V23H98ZM111 24V23H110ZM137 24V23H136ZM141 24V23H140ZM139 24V25H140ZM142 24H145V23H142ZM161 24V23H160ZM159 24V25H160ZM179 24V23H178ZM191 24V23H190ZM202 24H204L203 22H202ZM226 24V23H225ZM250 24V25H251ZM62 25V24H61ZM72 25H74V24H72ZM100 25V24H99ZM112 25V24H111ZM120 25V24H119ZM126 25V24H125ZM151 25V24H150ZM173 25V24H172ZM209 25V24H208ZM216 25H218V24H216ZM221 25V28L224 26L223 24H220ZM223 25V26H222ZM227 26H228V24H226ZM230 25V24H229ZM69 26H71V25H69ZM69 26H68V29H69ZM107 26V25H106ZM128 26V25H127ZM134 26V25H133ZM137 26V29H139L138 28V24L136 25ZM160 26H162V25H160ZM159 26V27H160ZM165 26V25H164ZM174 26V25H173ZM180 26V25H179ZM183 26H185L184 24H183ZM200 26V25H199ZM205 26H207V25H204V27ZM219 26V25H218ZM57 27V28H56ZM74 27V26H73ZM73 27H72V29H73ZM99 27V26H98ZM97 27V28H98ZM104 27V26H103ZM115 27V26H114ZM131 27V26H130ZM157 27V26H156ZM175 27H176V25H175ZM190 27H191V25H190ZM196 27V26H195ZM209 27V26H208ZM229 27V26H228ZM239 27V26H238ZM252 27V26H251ZM11 30H10V29ZM82 28V27H81ZM113 27H111V26H107V27H105V33H106V38L107 39H109V41H107V44H108V46H110L111 48L112 47H115L116 49H118V50H122V51H124V52H127V55H129V57L130 56H133V57H135V58H137L136 60L137 61H135L134 60V62L133 63H141L144 59H147L148 58V54L146 53V50L143 48V47H141V46H143L142 44H141V46H132V44H131V42H129L130 41V39H131V37H134V31L132 30V28H130V29H125L124 30V32L122 33V32H120V30L118 29V28H113ZM119 28H121L122 29V27L121 26H119ZM126 28V27H125ZM154 28V30H155V26L153 27ZM158 28V27H157ZM203 28V27H202ZM217 28H219V27H217ZM221 28H219V30L221 29ZM9 31H8V30ZM71 29V28H70ZM69 29V30H70ZM85 29V28H84ZM89 29V28H88ZM94 29V28H93ZM93 29H91V30H93ZM99 29V28H98ZM161 29V28H160ZM168 29V28H167ZM180 29H182V31H181V35H177L176 36V33L175 32H173V33H171L170 31V33L172 34V36L170 35V45H172L173 47H181L182 48V51H184V52H187V54H185L186 56H185V58L184 59H181L182 60V62H183V64H186V65H188V66H191V67H193L194 69H195V72L196 73H198V75L197 76H195V75H193V74H182V72L181 71H178L177 70V63H176V61H173V62H171L170 61V59L169 58H166L167 57V53H168V46L166 47V50H165V48L164 47H162L160 44H157L156 43V41H157V39H155L154 40V42L157 44H155L153 47H150V53H152V54H154L155 56V58L157 59V58H159V57H162V58H164L165 59V62L163 63V64H165L166 65V68H167V70H169V71H172L173 72V76L172 75H170L171 77H172V79L174 80V79H176V77L177 76H181L183 79H185V85L184 86H182V89L183 88H186L185 89V93H184V91L182 90V89H180V91H183L182 93L184 94V96H188L193 90H199L200 91V101H202V102H204V103H206V104H209L211 107H210V109H207V108H205V107H202V106H204V105H199L198 103H196L195 102V100H194V98H190L189 97V100L187 99H185L186 100V102H188V105L189 106H194L195 107V110H197V111H199L200 113L202 112V114L203 115H205V113H206V116H205V119H206V121L205 120H203L205 123H210L211 124V127L213 128V129H221L222 128V116H223V112H224V115H225V111H227V109H225V111L223 110V111H221L220 113H216V110L218 109V107H219V104H220V100L222 99V98H228V97H230V96H233V98H235L236 99V97L232 94V91L231 90H229L228 88H226L225 87V85H224V81L226 80V81H230V82H232V84H233V86H234V88L236 89V92H237V90H242V91H245V90H243V85H246V95H247V93L250 95H256L255 97H256V99H254V100H257V98H258V100L262 103V105H264V88L260 85V84H262V83H260V84H258V82H257V80L256 79H254V76L252 75V73H250V71H252V69H253V71L255 70V69H257L258 68V70H260V65L261 64H263V66H261V68L263 69L264 68V41H262L259 45H258V49H257V52H255V53H251V52H248V51H245L244 49L245 48H243L244 46L242 45V43H244V41L242 42V41H238L235 37H233V36H231V33H229V30H228V28H226L225 30H222V32H220L219 31V33L218 34H213V32H214V30L216 29L215 27L213 28H211V29H209L207 32L206 31H204V32H202V31H200L198 28H193L192 29V31H191V33H188L187 32V30H188V28H186V27H184V28H180ZM230 29V28H229ZM63 30V29H62ZM68 30V31H69ZM77 30V29H76ZM79 30H81V29H79ZM97 30V29H96ZM96 30H95V32H96ZM100 30V29H99ZM139 30H141V29H139ZM165 30V29H164ZM163 30V31H164ZM204 30V29H203ZM231 30V29H230ZM239 30H241V29H239ZM55 31V32H54ZM101 31V30H100ZM99 31V36L101 35V32ZM156 31V30H155ZM160 31H162V30H160ZM61 32V31H60ZM75 32V31H74ZM80 32V31H79ZM94 32V33H95ZM136 32V31H135ZM152 32V31H151ZM150 32V33H151ZM165 32H166V30H165ZM165 32H163V34L165 33ZM169 32L167 33L166 32V34H169ZM240 32H243L242 30L240 31ZM248 32V31H247ZM260 32V36H262L264 33H262L261 34V31H259ZM258 32V33H259ZM63 33H65V32H63ZM78 33V32H77ZM93 33V34H94ZM97 33H98V31H97ZM144 33H146V32H144ZM154 32H152V34H153ZM157 33V32H156ZM179 33V32H178ZM244 33V32H243ZM56 34H57V32H56ZM60 34H62V33H60ZM72 34V33H71ZM91 34V33H90ZM96 34V33H95ZM143 34V33H142ZM230 34V35H229ZM59 35V34H58ZM64 35V34H63ZM62 35V36H63ZM67 35H70V34H66V37H67ZM75 35H76V33H75ZM80 35H84V33L83 34H81L80 33ZM86 35H88V34H86ZM158 36L160 35V33L159 34H157ZM241 35H242V33H241ZM245 35V34H244ZM252 36H253V34H251ZM250 35V36H251ZM61 36V35H60ZM60 36H57L56 38H60ZM61 36V37H62ZM65 36V35H64ZM72 36V35H71ZM71 36H69V37H67V38H70L71 39ZM95 36H97V35H95ZM149 36H150V34H149ZM149 36H148V38H149ZM157 36V37H158ZM236 36V35H235ZM243 36V35H242ZM256 36V35H255ZM255 36H253L254 38H255ZM73 37V36H72ZM80 37H82V36H80ZM79 37V38H80ZM105 37V36H104ZM147 37V36H146ZM164 37V36H163ZM166 37H167V35H166ZM257 37V36H256ZM74 38V40H75V38L76 37H73ZM135 38V37H134ZM148 38H146V39H148ZM151 38V37H150ZM149 38V39H150ZM154 38V37H153ZM152 38V39H153ZM223 38H225V40L223 41ZM253 38V39H254ZM62 39V38H61ZM77 40H78V37L76 38ZM102 39V38H101ZM129 41H128V40ZM139 40L141 39L140 37L138 38ZM137 39V40H138ZM160 39V38H159ZM167 39V38H166ZM250 39V38H249ZM262 40L264 39V36L261 38ZM72 40V39H71ZM73 40V41H74ZM85 40H86V38H85ZM91 40V39H90ZM95 40H96V38H95ZM95 40H93V42H95ZM100 39H98V41H99ZM168 40V39H167ZM243 40V39H242ZM251 40V39H250ZM88 41V40H87ZM86 41V42H87ZM92 41V40H91ZM91 41H89V42H91ZM152 41V40H151ZM150 41V42H151ZM162 41H163V39H162ZM165 41V40H164ZM163 41V43L165 44V42ZM169 41V40H168ZM246 41V44H247V40H245ZM67 42H69V40L67 41ZM66 42V43H67ZM89 43V46H90V44L92 45V44H94V43ZM167 42V41H166ZM242 42V43H241ZM250 42V41H249ZM252 42V41H251ZM73 43H75V42H73ZM72 43V44H73ZM77 43H79V40H78V42ZM76 43V44H77ZM102 43H104V42H102ZM101 43V44H102ZM141 43H143V40H142V42ZM153 43V41L151 42V44ZM162 43V44H163ZM64 44V43H63ZM62 44V45H63ZM96 44V43H95ZM101 44H100V46H101ZM154 44V43H153ZM251 44V43H250ZM67 45H69L68 43H67ZM84 45V44H83ZM83 45H82V47H83ZM97 45V44H96ZM99 45V44H98ZM150 45V44H149ZM204 45H206V47H207V49H208V52H209V54H208V57H207V61H209L210 63H212L213 65H215V66H219L220 67V69H221V77H220V75H219V77L220 78H216V77H214V76H212V75H210L209 73H208V71L209 70H207V68H206V66L205 65H203L204 64V61H203V63H201L200 65L198 64V61H200V59H202V58H200L201 57V52H200V49L204 46ZM248 45V44H247ZM35 46V45H34ZM74 46V45H73ZM77 46V45H76ZM93 46V45H92ZM102 46H105V45H102ZM108 46H106V47H108ZM249 46V45H248ZM75 47V46H74ZM78 47V46H77ZM77 47H75L74 49H76ZM81 47V46H80ZM79 47V48H80ZM99 47V46H98ZM54 48V47H53ZM60 49L62 48V47H59ZM69 48V47H68ZM78 48V49H79ZM86 48H87V44H86ZM92 48H95V47H92ZM105 48V47H104ZM111 48H109L110 50H111ZM129 48H131V50L129 49ZM58 49V48H57ZM63 49V48H62ZM100 48H98L97 50H99ZM148 49H149V47H148ZM203 49V48H202ZM205 49V48H204ZM206 49V50H207ZM248 49V48H247ZM48 50H50L49 48H48ZM59 50V49H58ZM93 50V49H92ZM95 50H96V48H95ZM101 50L103 51V49L101 48ZM101 50H99V51H101ZM132 50H134V51H132ZM176 50V49H175ZM54 51H57V50H54ZM76 51V50H75ZM85 51V50H84ZM87 51H88V49H87ZM94 51V50H93ZM101 51V52H102ZM109 51V50H108ZM107 51V52H108ZM111 51H113V50H111ZM110 51V53H112ZM117 50H115V52H116ZM181 51V52H182ZM67 52V51H66ZM65 52V54H67ZM79 52H81V51H79ZM83 52V51H82ZM81 52V53H82ZM89 52H92V51H89ZM173 52H174V50H173ZM254 52V51H253ZM63 53V52H62ZM84 53H88V52H84ZM95 53V52H94ZM174 53H176V52H174ZM77 54V53H76ZM97 54V57L99 56L98 54H100V52H98V53H96ZM102 54H103V52H102ZM109 54V53H108ZM107 54V55H108ZM113 54H114V51H113ZM151 54V55H152ZM181 54V53H180ZM62 55H64V53L62 54ZM83 55H85L86 56V54H83ZM107 55H103V57H107ZM178 55H179V53H178ZM207 55V54H206ZM205 55V56H206ZM56 56V55H55ZM55 56H53V57H55ZM65 56V55H64ZM79 56V55H78ZM84 56V57H85ZM87 56L89 57L90 55H89V53L87 54ZM86 56V57H87ZM120 56V55H119ZM124 56H126V55H124ZM157 56V57H156ZM180 56V55H179ZM68 57H69V55H68ZM82 58H83V56H81ZM80 57V59L82 60V58ZM91 57H93V58H91V60L93 61V59L94 58H96V57H94V56H91ZM100 57H102V56H100ZM114 57V56H113ZM109 58V57H108ZM162 58H160V59H162ZM178 58V57H177ZM181 58V57H180ZM236 58H238V59H240V61H241V65H239V66H237V63L239 62L238 60H237V63L235 62V59ZM55 59V58H54ZM71 59V58H70ZM96 59H98L99 61H100V58H96ZM110 59V58H109ZM115 59H116V56H115ZM123 59H124V57H123ZM154 59V58H153ZM176 60V58H173L172 60ZM62 60H65V59H62ZM86 60H87V58H86ZM90 60V61H91ZM97 60V61H98ZM103 60H105V59H103ZM122 60V59H121ZM124 60H126V58L124 59ZM124 60H122L123 62H126V61H124ZM130 60V59H129ZM52 61H55V60H53L52 59ZM68 61H70V60H68ZM68 61H66V62H68ZM88 61V60H87ZM121 61V63H123ZM133 61V60H132ZM106 62V61H105ZM111 62H112V60H111ZM115 62V61H114ZM113 62V63H114ZM162 62V61H161ZM181 62V61H180ZM201 62H202V60H201ZM55 63L57 64V61H55ZM83 63H87V62H83ZM90 64H88L89 65V67H91L92 65H91V62H89ZM94 63V62H93ZM99 63H101V62H98V64ZM104 63V62H103ZM107 63V62H106ZM128 62H126V65L128 66V64H127ZM136 63V64H137ZM148 63V62H147ZM150 63V62H149ZM236 63V64H235ZM261 63V64H260ZM50 64V63H49ZM64 64H66V63H64ZM68 64H69V62H68ZM97 64V65H98ZM131 64H132V62H131ZM138 64V65H139ZM144 64H145V62H144ZM143 64V65H144ZM162 64V65H163ZM212 64H210V65H212ZM248 65L249 66V69L247 68V66L246 65ZM77 65V64H76ZM81 65V66H80ZM91 65V66H90ZM125 65V66H126ZM141 65V64H140ZM182 65V64H181ZM49 66V65H48ZM51 66V65H50ZM53 66V65H52ZM56 66V65H55ZM69 66H72V65H69ZM79 66L80 67H82V66H84V65H82L81 64V62H80V64H79ZM93 66H95L96 68H97V66L96 65H93ZM92 66V67H93ZM103 66V65H102ZM106 67H104V69L102 70L104 73H106V72H109V68H108V65L106 64L105 65ZM125 66H124V68H125ZM131 66V65H130ZM214 66V67H215ZM58 66H56V68H57ZM74 67V66H73ZM94 67V68H95ZM101 67V66H100ZM99 67V68H100ZM113 67H115V65L113 66ZM148 67V66H147ZM152 67H153V69H152V71H151V73H150V78H149V80H148V78H147V84L144 86L143 85V87H141L140 89H143L144 91H145V93H146V98L143 100V102L142 101H140L141 103H143L142 105H143V115H142V119H143V122H142V120H139L140 122H142V125H139V126H141V128H139L138 127V129L137 130H139L140 129V131H137L133 126H131V125H129L131 128H130V130H128V131H126V130H123V132H124V134L127 136V135H130V136H132V138L133 137H139V136H143V131H144V129H145V127H149V130L152 128V126H153V118H151L150 116H149V113L150 112H152V109H153V106H154V101L153 100H150L149 98H150V96H152L153 97V93H152V91H150V87L152 86V84L154 83V81H155V79H156V77L158 78V76L160 77V73L162 72V69H163V66H161L160 64H158L157 62H154L153 64H152ZM151 67V68H152ZM190 67V68H191ZM214 67H213V69H214ZM53 68V67H52ZM72 68V67H71ZM94 68H91V70L92 69H94ZM99 68H97V72H98V69ZM58 69V68H57ZM57 69L55 70V71H57ZM60 69V68H59ZM68 69H70L69 67H68ZM75 69V68H74ZM83 69H84V67H83ZM88 69V71H89V69L90 68H86V70ZM212 69V70H213ZM261 69V70H262ZM48 70H50V68H48ZM85 70V71H86ZM91 70H90V73H88V74H90V75H92L91 74ZM113 70H115V68H113ZM133 70V64H132V66L129 68L128 67V70L125 72V75H129L130 74V72ZM142 70V69H141ZM147 70H149V68H147ZM146 70V71H147ZM212 70H210V71H212ZM264 70V69H263ZM51 71V70H50ZM55 71L51 74V75H53L54 73H55ZM59 71V70H58ZM81 71V70H80ZM102 71H101V73H102ZM117 71H118V69H117ZM122 71H123V73H124V70L122 69ZM144 71V70H143ZM220 71V70H219ZM47 72V71H46ZM69 72V71H68ZM83 72V71H82ZM81 72V73H82ZM92 72H94V71H92ZM113 72H115V71H113ZM185 72H187V71H185ZM194 72V73H195ZM49 73V72H48ZM60 73V72H59ZM66 73V72H65ZM87 73H85L86 75H87ZM119 73V72H118ZM122 73V72H121ZM122 73V74H123ZM140 73V72H139ZM189 73V72H188ZM258 73V72H257ZM260 73V72H259ZM56 74V73H55ZM69 74H72V73H69ZM97 74V73H96ZM96 74H95V78H97L96 77ZM100 74V73H99ZM148 74V73H147ZM153 74H157L158 76H156L155 77V79L153 78ZM211 74H213V73H211ZM262 74V73H261ZM264 74V73H263ZM49 75V74H48ZM57 75V74H56ZM55 75V76H56ZM60 75V74H59ZM79 75V74H78ZM77 75V76H78ZM105 75V74H104ZM117 73H116V77H117ZM120 75V74H119ZM140 75V74H139ZM146 75V74H145ZM50 76V75H49ZM54 76V75H53ZM82 76V75H81ZM201 76H203V79H201ZM22 77V76H21ZM46 77V76H45ZM88 77V76H87ZM110 77H112L111 75H110ZM128 77V76H127ZM138 77V76H137ZM139 77H141V76H139ZM139 77H138V80H139ZM167 77H168V75H167ZM180 77V78H181ZM57 78H59V76H57ZM55 79L56 81L58 80V79ZM68 78H70V77H68ZM80 78V77H79ZM129 78V77H128ZM161 78V77H160ZM164 78H166V77H164ZM10 79V80H9ZM73 79H74V77H73ZM108 79V78H107ZM112 79V78H111ZM119 79V78H118ZM117 79V80H118ZM123 79H126L125 77L123 78ZM146 79V78H145ZM159 79V78H158ZM260 79V78H259ZM5 80V81H4ZM48 80H49V78H48ZM52 80V79H51ZM99 80H101V78L99 79ZM103 80V79H102ZM130 79H128V81H129ZM144 80V79H143ZM164 80V79H163ZM3 81H4V83H3ZM44 81H45V79H44ZM53 81V80H52ZM60 81V80H59ZM63 81V80H62ZM62 81H60L59 82V84H61V82ZM70 81V80H69ZM75 81V80H74ZM73 81V82H74ZM82 81V80H81ZM104 81L106 82V79H104ZM108 81H110V80H108ZM112 81H114L113 79H112ZM111 81V83L109 84L111 87H112V82ZM124 81V80H123ZM264 81V80H263ZM103 82V81H102ZM102 82H101V84H102ZM127 82V81H126ZM132 82V81H131ZM138 82V81H137ZM164 82V81H163ZM162 82V83H163ZM173 82V81H172ZM184 82V80L182 81V83ZM45 84H46V82H44ZM51 83V82H50ZM50 83H48V84H50ZM69 83V82H68ZM78 83H79V80H78ZM107 83V82H106ZM124 83V82H123ZM128 83V82H127ZM127 83H124V84H126L127 85V91H129V93H131V88H132V85H131V83H130V81H129V83L127 84ZM165 83H167L166 82V80H165ZM48 84H46L47 86H48ZM59 84H57L58 86H60ZM65 84H66V82H65ZM81 84V83H80ZM114 84V83H113ZM124 84H122L123 86H124ZM135 84H136V81H135ZM143 84V83H142ZM159 84H160V82H159ZM227 84H229V82L227 83ZM53 85H55L54 83H53ZM52 85V86H53ZM67 85V84H66ZM69 85H70V83H69ZM82 85H83V82H82ZM104 85V84H103ZM139 84H137V86H138ZM157 85H158V83H157ZM171 85V84H170ZM7 86V85H6ZM51 86V88H53ZM77 86H80V85H77ZM77 86H74V87H77ZM85 86V85H84ZM101 86V85H100ZM115 86H116V83H115ZM118 86V85H117ZM116 86V87H117ZM161 86H163V85H161ZM229 86V85H228ZM67 87V86H66ZM66 87H64L65 88V90H66ZM91 87V86H90ZM114 87V86H113ZM174 87V86H173ZM172 87V88H173ZM46 88H48V87H45V89ZM50 88V87H49ZM60 88H63V87H60ZM64 88H63V90H64ZM78 88V87H77ZM84 88V87H83ZM86 88V87H85ZM88 88V87H87ZM100 88V87H99ZM103 88V90H104V87H102ZM105 88H106V86H105ZM123 88H125V87H123ZM121 89V90H124V89ZM159 88H160V86H159ZM163 89H165L166 88V85H164V87H162ZM42 89V88H41ZM53 89H56V88H53ZM52 89V90H53ZM71 89H74V88H70V91H72ZM79 89H80V87H79ZM138 89V88H137ZM232 89V88H231ZM58 90V89H57ZM64 90V91H65ZM69 90V89H68ZM88 90V89H87ZM169 90V89H168ZM173 90V89H172ZM171 90V91H172ZM174 90H175V92H174ZM173 90V94L175 95L176 94V89H174ZM58 91H62V89L61 90H58ZM79 91V90H78ZM84 91H86V89H84ZM102 91V90H101ZM115 91H116V89H115ZM154 91V90H153ZM158 91H159V89H158ZM170 91V90H169ZM169 91H167L168 93H169ZM35 92V91H34ZM53 92H54V90H53ZM75 92V91H74ZM73 92V94H75V96H76V94L77 93H74ZM97 92H99V90H97ZM114 92V91H113ZM161 92H162V90H161ZM196 92V91H195ZM240 92V91H239ZM56 93V92H55ZM58 94H60V92H57ZM68 93H69V91H68ZM79 93V92H78ZM87 93V92H86ZM85 93V94H86ZM88 93H90V94H92V92H88ZM104 93H105V91H104ZM109 93H110V90H109ZM112 93V92H111ZM115 93V92H114ZM126 93V92H125ZM142 93V92H141ZM141 93H138V95L139 94H141ZM157 93V92H156ZM155 93V94H156ZM163 93H164V90H163ZM171 93V92H170ZM243 93V92H242ZM61 94H63V93H61ZM73 94H71L72 96H73ZM82 95H83V93H81ZM81 94H79V96H81ZM89 94V95H90ZM93 94H95V93H93ZM122 94H124V93H122ZM121 94V95H122ZM132 94H133V92H132ZM131 94V95H132ZM159 94H160V92H159ZM180 94H181V92H180ZM183 94L181 95V98H182V96H183ZM239 94V93H238ZM36 95V94H35ZM39 95V94H38ZM41 95V94H40ZM65 95H66V93H65ZM104 95H106V94H104ZM104 95H102L103 97H104ZM113 95V94H112ZM115 95V94H114ZM113 95V96H114ZM117 95V94H116ZM130 95V96H131ZM135 95V94H134ZM137 95V94H136ZM144 95V94H143ZM167 95V94H166ZM165 95V96H166ZM168 95H171V94H168ZM174 95H173V98H174ZM198 95V94H197ZM250 95V96H251ZM56 96V95H55ZM58 96V95H57ZM56 96V97H57ZM71 96V97H72ZM84 96V101H86V100H88V98L86 97L87 95H83ZM119 96V95H118ZM140 96V95H139ZM160 96V95H159ZM241 96V95H240ZM250 96H249V98H250ZM64 97V96H63ZM87 99H86V98ZM89 97V96H88ZM92 97V96H91ZM97 97H100V96H97ZM97 97H94V98H97ZM117 97V96H116ZM129 97V96H128ZM128 97H127V99H128ZM134 97V96H133ZM144 97V96H143ZM154 97H158L157 95L156 96H154ZM161 97V96H160ZM168 96H166V98H167ZM172 97V96H171ZM170 96H169V98L170 99H172ZM58 99H59V97H57ZM67 98V97H66ZM69 98V97H68ZM81 98V97H80ZM105 98H107L105 101L107 102L108 101V97L106 96ZM124 98V97H123ZM131 98V97H130ZM139 98H142V97H139ZM138 98V99H139ZM155 98V99H156ZM159 98V97H158ZM241 99H242V97H240ZM58 99L56 100V101H58ZM71 99V98H70ZM76 98L74 97V99H72V100H75ZM83 99V97L81 98V100ZM98 99V98H97ZM143 99V98H142ZM152 99V98H151ZM170 99H165V100H168L167 102H169L170 104H174V102H175V100H173L172 102H171V100ZM183 99V98H182ZM246 99V98H245ZM80 100V99H79ZM90 100H93V99H91L90 98ZM122 100V99H121ZM129 100V99H128ZM131 100V99H130ZM158 100V99H157ZM196 100H197V98H196ZM199 100V99H198ZM243 100L244 99H242V101H241V104L243 103ZM252 100H253V98H252ZM251 100V101H252ZM54 101V102H53ZM60 101V100H59ZM63 101H64V99H63ZM65 101H66V99H65ZM68 101H70V100H68ZM95 101V100H94ZM100 101V100H99ZM104 101V100H103ZM112 101V100H111ZM138 101V100H137ZM159 101H160V99H159ZM159 101H157V102H159ZM164 101V100H163ZM183 101V100H182ZM245 101V100H244ZM31 102H36V103H38L37 105H33V104H31ZM74 101H72V103H73ZM78 101H77V99H76V102H74V104L75 103H77ZM86 102H88V101H86ZM85 102V103H86ZM119 101H117V103H118ZM122 102V101H121ZM165 102V101H164ZM177 102H179V101H177ZM186 102H184V103H186ZM253 102V101H252ZM255 102V101H254ZM82 103V102H81ZM84 103V102H83ZM101 103V102H100ZM135 103H136V101H135ZM134 103V104H135ZM228 103H231V102H228ZM245 104H247V106H248V108H251L252 109V104H250L248 101L246 102H244ZM256 103V102H255ZM67 104H68V102H67ZM66 104V105H67ZM79 104V103H78ZM130 104V103H129ZM133 104V105H134ZM138 104V103H137ZM165 104V103H164ZM168 104V103H167ZM258 104H260V103H258ZM46 105V104H45ZM61 105V104H60ZM60 105H57V106H60ZM66 105H64V106H66ZM84 105V104H83ZM82 105V106H83ZM161 105H162V103H160V108H161ZM187 105V104H186ZM44 106V105H43ZM47 106V105H46ZM63 106V105H62ZM81 106V105H80ZM105 106H107V105H105ZM126 106V105H125ZM128 106V105H127ZM130 106V105H129ZM181 105L179 104V106L178 107H180ZM242 106V105H241ZM241 106H240V108H241ZM35 109H34V108ZM74 108L73 109H75L76 107H75V105L73 106ZM104 107V106H103ZM121 107V106H120ZM142 107V106H141ZM177 107V108H178ZM253 107H254V105H253ZM257 107V106H256ZM260 107H261V104H260ZM259 107V108H260ZM69 109H70V112H71V107H68ZM78 108V107H77ZM122 108V107H121ZM123 108H125V107H123ZM138 108H140V105H138ZM159 108V109H160ZM258 108V107H257ZM31 109H33V111H34V113H30V111L29 110H31ZM133 109V108H132ZM136 109V108H135ZM234 109V108H233ZM244 109V108H243ZM242 109V110H243ZM245 109H247V108H245ZM244 109V110H245ZM42 110H44V112H46L45 111V108L44 109H42ZM78 110V109H77ZM107 110V109H106ZM115 110V109H114ZM118 110V109H117ZM122 110V109H121ZM124 110V109H123ZM125 110H126V108H125ZM158 110V109H157ZM168 110V109H167ZM172 110L174 111V109L172 108ZM191 110V109H190ZM192 110H193V107H192ZM249 110V109H248ZM257 110H259V109H257ZM262 109H260V111H261ZM159 111H161V110H159ZM172 111V112H173ZM186 110H184L183 112H185ZM254 111V110H253ZM252 111V112H253ZM78 112H79V110H78ZM77 112V113H78ZM113 112V111H112ZM120 112V111H119ZM154 112H155V110H154ZM170 112V108H169V110H168V113ZM176 112V111H175ZM179 111H177V113H178ZM231 112V111H230ZM250 112V111H249ZM249 112H247L246 114H243V116L245 115V118H243V116H240V112H239V110H234L233 111V113H232V115L231 116H228L229 117V119L226 121V125H224V126H226L225 128H223V135H224V137H225V134H226V132H227V130L228 129H230V135H232V136H234L235 134H236V137H237V134H238V130H239V128L241 127V126H243L242 124L243 123H246L247 122V120H249V123H250V117H251V113L249 114ZM255 112V111H254ZM59 113V112H58ZM72 113V112H71ZM88 113V112H87ZM158 113V112H157ZM259 113H261V112H259ZM264 112L262 111V114H263ZM82 114H84V111H83V113ZM98 114V113H97ZM125 114V113H124ZM137 115H138V113H136ZM136 114H132V117H131V121H133L134 122V120L136 119ZM140 114V113H139ZM152 114V113H151ZM176 114V113H175ZM175 114H173V116L175 115ZM179 114H183V113H179ZM187 114H189V113H187ZM261 114V115H262ZM65 115V114H64ZM67 115V114H66ZM66 115H65V117H66ZM70 115H72V114H70ZM78 115V114H77ZM76 114H75V116H77ZM117 115H119V114H117ZM116 115V117H117V119L118 118H120V117H118ZM159 115H162V113H160ZM164 115V114H163ZM169 115H172V113L171 114H169ZM260 115V116H261ZM14 116V118H13V120H12V117ZM91 116V115H90ZM104 116V115H103ZM125 116H127V115H125ZM140 116V115H139ZM172 116V117H173ZM177 116H178V114H177ZM176 116V117H177ZM181 116V118H182V120H183V123L184 124H188V122H187V120L189 119V118H187L186 116H182V115H179V117ZM212 116L214 117V119L212 118ZM95 117H96V115H95ZM105 117V116H104ZM127 117H129V116H127ZM126 117V118H127ZM164 117V116H163ZM171 117V116H170ZM171 117V118H172ZM188 117H190V120H191V118H192V116H188ZM213 119V120H211V118ZM225 117H226V115H225ZM242 117V118H241ZM257 117V116H256ZM38 118V119H37ZM115 117H113V119H114ZM126 118H124V119H126ZM140 118V117H139ZM157 118H158V116H157ZM171 118H170V120H171ZM201 118V117H200ZM44 119V118H43ZM64 119V118H63ZM101 119H103V118H101ZM109 119V118H108ZM164 119V118H163ZM173 119V118H172ZM193 119V118H192ZM196 119V118H195ZM251 119H252V117H251ZM45 120V119H44ZM56 120V119H55ZM58 120V119H57ZM60 120V119H59ZM58 120V122H60ZM66 120V119H65ZM70 120V119H69ZM68 120V121H69ZM90 120V119H89ZM91 120H93V118L91 119ZM90 120V121H91ZM160 120V119H159ZM168 120V119H167ZM198 120V119H197ZM255 120V119H254ZM254 120L251 122V123H253L254 122ZM259 120H260V118H259ZM263 120V119H262ZM80 121V120H79ZM94 121V120H93ZM115 121V120H114ZM118 121V120H117ZM126 121H128V120H126ZM136 121H138V120H136ZM157 121V120H156ZM166 121V120H165ZM169 121V120H168ZM175 121H178V120H175ZM174 121V122H175ZM39 122V121H38ZM77 122V121H76ZM86 122V121H85ZM102 122H106V121H104V120H102ZM101 122V123H102ZM132 122V123H133ZM180 121H178V123H179ZM255 122H257V121H255ZM261 122V121H260ZM17 123H19L20 125V131L18 130V126H17ZM64 123V122H63ZM86 123H88V121L86 122ZM100 123V122H99ZM107 123V122H106ZM110 123H113V120L111 119L110 120ZM115 123V122H114ZM118 123V122H117ZM128 123V122H127ZM126 123V124H127ZM131 123V122H130ZM167 123V122H166ZM171 123H173V122H171ZM182 123V122H181ZM180 123V124H181ZM193 123V125L195 124L196 126H197V128L196 129H194L193 127H191V128H193L191 131H190V134H191V136L193 137V139L192 140H190L191 141V143H192V141H197V142H199L200 141V137L202 136L201 135V133L202 132H205V131H207V127L205 126V128L203 127V125H205V123H203V124H201L200 122H197V121H193L192 122ZM225 123V122H224ZM259 123V122H258ZM96 124V123H95ZM124 124V123H123ZM169 124V123H168ZM167 124V125H168ZM210 124H209V126H208V128L210 127ZM31 125V124H30ZM29 125V126H30ZM33 125V124H32ZM55 125H57V123L55 124ZM59 125V124H58ZM79 124L77 123V125L75 124V126H73V127H76V126H78ZM83 125H84V121H83ZM97 125H99V127H100V125L101 124H97ZM169 125H171V124H169ZM179 125V124H178ZM249 125V124H248ZM255 126V124H252V128ZM258 125V124H257ZM38 126V125H37ZM62 126V125H61ZM104 126V125H103ZM106 126V125H105ZM104 126V127H105ZM113 126V125H112ZM122 126V125H121ZM127 126V125H126ZM157 126V125H156ZM177 126V125H176ZM245 126V125H244ZM36 126H34V128H35ZM55 127V126H54ZM60 127V126H59ZM59 127H58V129H59ZM64 127V126H63ZM80 127H82V126H80ZM99 127H97V128H99ZM109 128H110V126H108ZM160 127H161V125H160ZM181 127H183V126H181ZM251 127V126H250ZM255 127H257V126H255ZM39 128H40V126H39ZM79 128V127H78ZM91 128V127H90ZM119 128H120V125H119ZM165 128H167V127H165ZM164 128V129H165ZM177 128H180V127H177ZM184 128H185V126H184ZM187 128V127H186ZM185 128V129H186ZM28 129H29V127H28ZM36 129V128H35ZM45 129H46V127H45ZM54 129H57V127H55ZM57 129V130H58ZM63 129H65V128H63ZM63 129H62V131H63ZM76 129V128H75ZM113 129V128H112ZM121 129V128H120ZM159 129V128H158ZM184 129V130H185ZM241 129V128H240ZM257 129H258V127H257ZM264 129V128H263ZM26 130H27V128H26ZM39 129H37V131H38ZM40 130H41V128H40ZM39 130V131H40ZM70 130V129H69ZM77 130V129H76ZM79 130V129H78ZM99 130V129H98ZM97 130V131H98ZM100 130H102V128H100ZM170 130V129H169ZM181 130V129H180ZM188 130V129H187ZM254 130H255V128H254ZM41 131H44V130H41ZM50 131H51V128H50ZM60 131V130H59ZM86 131H87V128H86ZM95 131V130H94ZM93 131V132H94ZM147 131V130H146ZM158 131V130H157ZM161 131V130H160ZM167 131V130H166ZM222 131V130H221ZM221 131L219 132V133H221ZM259 131H260V129H259ZM30 132H32V131H30ZM30 132H28V134L30 133ZM34 133L36 132V131H33ZM83 132V131H82ZM96 132V131H95ZM103 132V131H102ZM168 132V131H167ZM177 132H178V130H177ZM189 132V131H188ZM211 132V131H210ZM213 132V131H212ZM261 132H264V131H261ZM38 133V132H37ZM36 133V134H37ZM45 133V132H44ZM55 133H57L56 131H55ZM61 133V132H60ZM85 135H86V133L85 132H83ZM90 133H91V135H92V130L90 131ZM110 133L111 132H109L108 134L110 135ZM113 133V132H112ZM112 133H111V135H112ZM114 133H115V131H114ZM122 133V132H121ZM160 133V132H159ZM169 133V132H168ZM207 133V132H206ZM249 135H248V137H250V139L251 138H258V136L257 135H259L257 132H247ZM246 133V134H247ZM254 133H256L257 135H255ZM97 134V133H96ZM116 134V133H115ZM147 134H148V132H147ZM153 134V133H152ZM157 134H158V132H157ZM179 134V133H178ZM262 134V133H261ZM4 135V134H3ZM6 135V134H5ZM38 135V134H37ZM43 135V134H42ZM55 135V134H54ZM61 135H62V133H61ZM61 135H59V136H61ZM67 135V134H66ZM85 135L83 136V138L85 137ZM94 135H95V133H94ZM102 135V134H101ZM105 135H106V133H105ZM120 135V134H119ZM118 135V136H119ZM123 135V134H122ZM160 135V134H159ZM162 137H159V138H163L164 137V140L166 141V143L167 142H169V144H170V147L171 148H176L177 146H178V149H179V145H178V141H175V140H173L172 138L170 139V137H169V139H168V137H167V135H166V133L165 132H163L162 131ZM160 135V136H161ZM187 135V134H186ZM218 135V134H217ZM263 135V134H262ZM31 136V135H30ZM35 137H36V135H34ZM56 136H58V135H56ZM64 136H65V134H64ZM69 136V135H68ZM73 136V135H72ZM93 136V135H92ZM100 136V135H99ZM113 136H114V134H113ZM113 136H109L110 137V139L113 137ZM155 136V135H154ZM153 136V137H154ZM189 136V135H188ZM210 135H206L205 136V138H207V137H209ZM221 136H222V134H221ZM221 136H218V137H220L221 138ZM1 137H3V136H0V138ZM74 137V136H73ZM77 137V136H76ZM106 137H107V135H106ZM115 137V136H114ZM148 137V135L146 136V138ZM174 137V136H173ZM224 137H222V141H223V138ZM228 137L229 136H227V139H228ZM243 137V136H242ZM246 137H247V135H246ZM260 137V136H259ZM262 137V136H261ZM6 138V137H5ZM4 138V139H5ZM38 138H39V135H38ZM38 138H37V140H38ZM59 138V137H58ZM75 138V137H74ZM94 139H95V137H93ZM93 138L91 139V141L93 140ZM99 138V137H98ZM104 137H102V139L101 140H104L103 139ZM119 138H120V136H119ZM119 138H118V140H117V142L119 143ZM123 138V137H122ZM124 138H125V136H124ZM131 138V137H130ZM129 138V139H130ZM131 138V140H133ZM145 138V139H146ZM158 138V139H159ZM175 138V137H174ZM177 138H179V137H177ZM177 138H175V139H177ZM186 138V137H185ZM204 138V139H205ZM216 138V137H215ZM230 138V137H229ZM263 138H264V136H263ZM3 139V140H4ZM59 139H61V138H59ZM66 139V138H65ZM76 139V138H75ZM80 139H82V138H80ZM106 139V138H105ZM110 139H108L107 141H109ZM149 139V138H148ZM148 139H146V140H148ZM212 139H214V135H213V138ZM237 139V138H236ZM7 140V139H6ZM15 140V141H16ZM29 140V139H28ZM31 140V139H30ZM67 140V139H66ZM100 140V141H101ZM137 140H138V138H137ZM150 140V139H149ZM152 140L153 141H155V139H153L152 138ZM179 140H180V138H179ZM203 140V139H202ZM244 140H245V138H244ZM247 140V139H246ZM249 140V139H248ZM260 140H262L261 138H260ZM264 140V139H263ZM2 141V140H1ZM15 141H14V143H15ZM62 141V140H61ZM63 141H64V139H63ZM62 141V142H63ZM67 141H69V140H67ZM81 141H83V140H81ZM97 141H98V139H97ZM96 141V142H97ZM140 141V140H139ZM153 141H149V142H153ZM162 141V140H161ZM181 141V140H180ZM207 141H208V139H207ZM218 141H219V139H218ZM232 141V140H231ZM240 141L241 140H239V142L238 141H236L237 143L236 144H239L240 143ZM255 142H256V140H254ZM13 142V141H12ZM31 142V141H30ZM71 142H73V141H71ZM70 142V143H71ZM84 142V141H83ZM102 142V141H101ZM106 142V141H105ZM104 142V144H106ZM121 142H123V141H121ZM121 142H120V145H121ZM126 142V141H125ZM137 142V141H136ZM145 142H147V141H145ZM158 142V141H157ZM196 142V143H197ZM201 142V141H200ZM212 142H213V140H212ZM220 142H221V140H220ZM247 142V141H246ZM2 143H3V141H2ZM98 143V142H97ZM96 143V144H97ZM118 143H115V145L117 144L118 145ZM219 143V142H218ZM224 143H226V142H224ZM223 143V144H224ZM235 143V142H234ZM258 143V142H257ZM7 144H8V142H7ZM21 144H20V146H21ZM27 144V143H26ZM61 144V143H60ZM68 144V143H67ZM72 144V143H71ZM85 144V143H84ZM87 144H89V143H87ZM91 144V143H90ZM96 144H94L93 143V146H95ZM103 143H101V146H103L102 145ZM123 144H124V142H123ZM128 144V143H127ZM134 144V143H133ZM149 144V143H148ZM160 144V143H159ZM163 144V143H162ZM209 144H210V142H209ZM213 144V143H212ZM227 144V143H226ZM242 144H245L243 141H242ZM252 144H254V143H252ZM252 144H250L249 146L247 145V147L248 148H250V146L252 145ZM260 144H262V143H260ZM29 145V144H28ZM73 145V144H72ZM98 145V144H97ZM97 145H96V148H97ZM152 144L150 143V146H151ZM161 145V144H160ZM181 145H182V143H181ZM216 145H217V143H216ZM221 144H219L218 146H220ZM229 145H231V144H229ZM235 145V144H234ZM256 145V144H255ZM255 145H252V147L253 146H255ZM258 145V144H257ZM10 146H12V145H10ZM35 146V145H34ZM45 146V145H44ZM85 147H86V145H84ZM100 146V147H101ZM114 146V145H113ZM132 146V145H131ZM141 146V145H140ZM148 146V145H147ZM146 146V147H147ZM154 146H156V147H158L157 145H154ZM183 146V145H182ZM191 146H192V144H191ZM196 146V145H195ZM198 146V145H197ZM242 146H245V145H242ZM15 147V146H14ZM28 147V146H27ZM77 147H78V142H77ZM90 147H92V144H91V146ZM90 147H88L89 149H90ZM99 147V148H100ZM107 147H108V145H107ZM118 147V146H117ZM120 147V146H119ZM122 147H123V145H122ZM121 147V148H122ZM125 147V146H124ZM127 147H129L128 145L126 146V148ZM135 147H137V146H135ZM188 147H189V145H188ZM212 147H214V145L212 146ZM224 147H226V146H224ZM234 147V146H233ZM247 147H245V148H247ZM263 147H264V145H263ZM12 148H13V146H12ZM18 149H19V147H17ZM95 148V147H94ZM93 148V149H94ZM98 148V150H100ZM134 148V147H133ZM144 148V147H143ZM159 148V147H158ZM166 148H168V146L167 147H165V149ZM184 148V147H183ZM196 148V147H195ZM227 148H229V147H227ZM232 148V147H231ZM230 148V149H231ZM238 149H240L239 148V146L237 147ZM258 148V147H257ZM261 149H263L262 147H260ZM4 149V148H3ZM22 149L24 150V148L22 147ZM67 149V148H66ZM73 149H75V147L73 148ZM82 149V148H81ZM107 149V148H106ZM129 149L130 148H128V150H127V152L129 151ZM157 149V148H156ZM160 149V148H159ZM192 149V148H191ZM191 149H190V151H191ZM204 149V148H203ZM220 150H222V148H219ZM229 149V150H230ZM250 149H252V148H250ZM259 149V148H258ZM2 150V149H1ZM6 150V149H5ZM5 150L3 151V152H5ZM9 150V149H8ZM12 149H10L9 150V152L11 151ZM30 150V149H29ZM37 151L38 149H34V151ZM45 150V149H44ZM69 150L71 151V149L69 148ZM87 150V149H86ZM95 150V149H94ZM111 150V149H110ZM120 150H123L124 152H125V149H120ZM144 150V149H143ZM182 150V149H181ZM184 150V149H183ZM182 150V151H183ZM189 150V149H188ZM193 150V149H192ZM195 150V153L197 154V157H199V159L198 160H200V162L202 163L203 162V160H206V159H204L205 157H203V155L201 156V150H200V148L199 149H194ZM215 150V149H214ZM254 150V149H253ZM17 151V150H16ZM31 151H33V150H31ZM35 151V152H36ZM76 151V150H75ZM82 151V150H81ZM88 151V150H87ZM103 151V150H102ZM158 151V150H157ZM160 151H163V150H161L160 149ZM159 151V153H161ZM210 151V150H209ZM212 151V150H211ZM216 151H217V148H216ZM239 151H241V150H239ZM256 151V150H255ZM261 151V153H263L264 152V150H260ZM263 151V152H262ZM27 152H28V149H27ZM26 152V153H27ZM34 152V153H35ZM43 152V151H42ZM89 152V151H88ZM100 152V151H99ZM116 152V151H115ZM119 152V151H118ZM120 152H122V151H120ZM124 152H122V153H124ZM126 152V153H127ZM138 152V150L136 151V153ZM149 152H150V150H149ZM164 152V151H163ZM172 152V151H171ZM219 152H221V151H219ZM242 152V151H241ZM249 152H251V151H249ZM253 152V151H252ZM19 153H20V150H19ZM41 153V152H40ZM44 153V152H43ZM84 153H85V151H84ZM95 153H96V150H95ZM101 153V152H100ZM100 153H99V155H100ZM109 153V152H108ZM111 153V152H110ZM110 153H109V155H110ZM126 153H124V154H126ZM139 153V152H138ZM158 153V152H157ZM166 153V152H165ZM211 153V152H210ZM238 153V152H237ZM244 152H242V153H240L241 154V156H242V154H243ZM260 154V152H257V154ZM10 153H8L7 155H9ZM29 154V153H28ZM38 154V153H37ZM46 154V153H45ZM80 154V153H79ZM105 154L107 155V151L105 152ZM120 154V153H119ZM142 154V153H141ZM147 154V153H146ZM150 154V153H149ZM164 154V153H163ZM171 154V153H170ZM185 154H187V153H185ZM224 154V153H223ZM250 154V153H249ZM1 155V154H0ZM11 155V154H10ZM18 155V154H17ZM30 155V154H29ZM41 155V154H40ZM39 155V156H40ZM44 155V154H43ZM75 155V154H74ZM98 155V156H99ZM105 155V156H106ZM130 155V154H129ZM133 155H134V153H133ZM137 155V154H136ZM143 155V154H142ZM157 155V154H156ZM162 155V154H161ZM165 155V154H164ZM228 155V154H227ZM237 155V154H236ZM247 155V154H246ZM19 156H20V154H19ZM26 156H28V155H26ZM38 156V157H39ZM90 157H91V155H89ZM108 156V155H107ZM122 156V155H121ZM144 156V155H143ZM166 156H168V155H166ZM185 156H188V155H185ZM196 156V155H195ZM206 156H208V155H206ZM210 156V155H209ZM209 156L207 157L209 160H210V158H209ZM212 156H215L216 157V153L215 152H213L212 153V155H211V158L213 159V157ZM233 156V155H232ZM239 156V155H238ZM253 155H251V157H252ZM9 156H5L4 158H2L1 159V161H3L5 164H7V165H9V163L7 162V158H8ZM11 157V156H10ZM23 157V156H22ZM61 157V156H60ZM70 157V156H69ZM77 157V156H76ZM85 157V156H84ZM110 157V156H109ZM112 157H113V155H112ZM112 157H110V159H112ZM117 157V156H116ZM135 157V156H134ZM144 157H147V155H145ZM150 156H148V159H150L149 158ZM155 157H157V156H155ZM154 157V158H155ZM194 157V156H193ZM197 157L195 158V159H193L194 161L197 159ZM214 157V158H215ZM221 157V156H220ZM244 157V156H243ZM247 157H248V155H247ZM247 157H246V159H247ZM250 157V158H251ZM31 158V157H30ZM70 158H72V157H70ZM78 158V157H77ZM82 158H83V155H82ZM99 158V157H98ZM108 158V157H107ZM132 158V157H131ZM141 158V157H140ZM174 158V157H173ZM176 158V157H175ZM227 158H228V156H227ZM237 158V157H236ZM239 158V157H238ZM245 158V157H244ZM253 158V157H252ZM15 159L16 160H18V157L16 158V156H15ZM14 159V160H15ZM21 159V158H20ZM27 159H28V157H27ZM32 159V158H31ZM66 159H68V157H66ZM103 159H106V157L105 158H103ZM109 159V158H108ZM107 159V160H108ZM118 159V158H117ZM123 159H124V157H123ZM145 160L147 159V158H144ZM144 159H143V161H144ZM157 159V158H156ZM155 159V160H156ZM162 159L164 160V158L162 157ZM162 159H158L157 160V162H158V166H157V168H154L155 170H153V172L156 174V177L155 176H153V177H155V178H152L151 176V179L150 180H152V183H151V181H150V184H156L157 186H158V190H159V188H160V183L162 182V184H161V187L164 189V192L163 193H165V194H171L172 192L174 193V186H170L169 188L167 187V181H169V182H171L172 180H175V179H177V180H179L181 177H184V178H187V180L188 181H192V180H194V177H192V175H191V173H188V174H186V172H187V170H189L188 169V165H175V164H172V165H175V166H170L172 169H170V167L167 165L168 163L167 162H165V161H161ZM168 159V158H167ZM171 160H173L172 158H170ZM188 159V158H187ZM249 159V158H248ZM256 159V158H255ZM258 159V158H257ZM12 160V157H11V159H10V161ZM15 160V161H16ZM23 160V159H22ZM32 160H34V159H32ZM31 160V161H32ZM90 160V159H89ZM136 160V159H135ZM153 160V159H152ZM154 160V161H155ZM174 160H176V159H174ZM173 160V161H174ZM208 160V161H209ZM223 160H224V158H223ZM235 160V159H234ZM245 160V159H244ZM259 160V159H258ZM14 161V162H15ZM21 161V160H20ZM43 161V160H42ZM74 161V160H73ZM73 161H71V164H75V163H73ZM78 161H79V163H80V159H78ZM106 161V160H105ZM104 161V162H105ZM110 161V160H109ZM112 161H114L113 159H112ZM134 161V160H133ZM142 161V160H141ZM147 161V160H146ZM170 160L168 159V162H169ZM176 161H178V159L176 160ZM211 161V163L210 164H208L207 163V166H208V168H210L212 171L211 172H216V179H214V182H211L210 180H209V182H211V183H213L212 185L213 186H216L217 187V185L219 186V184H222V183H224V184H226V181H225V179H224V181L222 182V180H223V178H224V173H225V171H224V169L223 170H221V168L219 167L218 169H215V166L217 165V163H218V161H219V157H217L215 160H214V163L212 162V160H210ZM228 161H230V160H228ZM227 161V162H228ZM238 161V160H237ZM260 161V160H259ZM12 162V161H11ZM24 162V161H23ZM65 162L66 163H68V166H69V162H68V160H65ZM90 162V161H89ZM94 162L96 163V159L94 160ZM103 162V163H104ZM136 162V161H135ZM139 162V161H138ZM148 162V161H147ZM162 162V163H161ZM171 162V161H170ZM179 162V161H178ZM182 162H185V161H182ZM188 162V161H187ZM198 162V161H197ZM197 162H196V164H197ZM205 162V161H204ZM240 162V161H239ZM245 162V161H244ZM243 162V163H244ZM250 162H254L253 160L252 161H250ZM262 162V161H261ZM1 163V162H0ZM17 162H15V164H16ZM30 163H32V162H30ZM34 163V162H33ZM32 163V164H33ZM60 163V162H59ZM144 163V162H143ZM155 163H156V161H155ZM159 163H161V164H159ZM167 163V164H166ZM180 163V162H179ZM223 163H225V162H223ZM223 163H222V165H223ZM230 163H232V161H230ZM237 163V162H236ZM251 163V164H252ZM14 164V163H13ZM12 164V165H13ZM20 164V166H22L21 165V163H19ZM24 164H26V163H24ZM55 164V163H54ZM60 164H62V163H60ZM81 164V163H80ZM144 164H147L146 162L144 163ZM171 164V163H170ZM169 164V165H170ZM192 164V163H191ZM216 164V165H215ZM229 164V163H228ZM233 164V163H232ZM239 164V163H238ZM241 164V163H240ZM257 164V163H256ZM255 164V165H256ZM258 164H259V162H258ZM261 164H263V163H261ZM260 164V165H261ZM2 165V164H1ZM6 165V166H7ZM86 165V164H85ZM95 165V164H94ZM98 165V164H97ZM104 165V164H103ZM112 165H115V163L114 164H112ZM140 165V164H139ZM156 165V164H155ZM244 165H247V161H246V164L244 163ZM248 165H249V163H248ZM4 166V165H3ZM6 166H5V168H6ZM25 166V165H24ZM34 166L36 167L37 165H35L34 164ZM118 166V165H117ZM203 166V165H202ZM231 166V165H230ZM239 166V165H238ZM254 166V165H253ZM30 167V166H29ZM35 167H34V169H35ZM78 167V166H77ZM85 167V166H84ZM93 167V166H92ZM115 167H116V165H115ZM180 167V168H179ZM193 167H194V165H193ZM200 167V166H199ZM222 167V166H221ZM248 167V166H247ZM247 167H246V169H247ZM260 167V166H259ZM2 168H4V167H2ZM1 168V169H2ZM24 168V167H23ZM73 168V167H72ZM97 168V173H100V171H101V169L99 168V166H97L96 167ZM139 168H141V167H139ZM201 168V167H200ZM204 168V167H203ZM205 168H207L206 166H205ZM223 168V167H222ZM249 168H251V165H250V167ZM14 169V168H13ZM27 169V168H26ZM39 169V168H38ZM48 169V168H47ZM66 169V168H65ZM68 169V168H67ZM84 169V168H83ZM147 169V168H146ZM150 169V168H149ZM185 169H187V170H185ZM202 169V168H201ZM226 169V168H225ZM233 169V168H232ZM236 169V168H235ZM242 169V168H241ZM245 169V170H246ZM252 169V168H251ZM18 169H17V167H16V171H17ZM60 170V169H59ZM77 170H78V168H77ZM111 170V168H109V171ZM127 170V169H126ZM185 170V171H184ZM198 170V169H197ZM203 170H205V169H203ZM243 170V169H242ZM255 170V169H254ZM260 170H262V169H260ZM264 170V169H263ZM22 171V170H21ZM25 171V170H24ZM36 171H37V169H36ZM39 171V170H38ZM45 171H47L46 169H45ZM49 171V170H48ZM52 171V170H51ZM51 171H49L48 173H50ZM61 171V170H60ZM112 171V170H111ZM110 171V172H111ZM141 171H143V172H145V170H141ZM152 171V170H151ZM210 171V170H209ZM248 171V170H247ZM253 171V170H252ZM258 171V170H257ZM4 172H5V170H4ZM11 172V171H10ZM30 172V171H29ZM88 172V171H87ZM129 172H130V170H129ZM190 172V171H189ZM201 172V171H200ZM237 173H238V170L236 171ZM6 173H8V172H6ZM12 173H13V178L15 179V177L16 176H14V173L15 172H11V174H10V177L12 176ZM17 173V172H16ZM15 173V174H16ZM31 173V172H30ZM38 173V172H37ZM44 174H45V172H43ZM58 173V172H57ZM97 173H94V175L96 174L97 175ZM103 173L105 174V176L107 175V173L106 172H104L103 171ZM118 173V172H117ZM152 173V172H151ZM193 173H194V171H193ZM228 173V172H227ZM229 173H230V171H229ZM239 173H240V169H239ZM238 173V174H239ZM244 173V172H243ZM248 173H250V172H248ZM253 173V172H252ZM256 173V172H255ZM259 173H261V171L259 172ZM0 174H2V173H0ZM33 174V173H32ZM40 174V173H39ZM80 173H78V175H79ZM84 174H85V172H84ZM104 174H103V177H105L104 176ZM147 174H148V172H147ZM190 174V175H189ZM210 174V173H209ZM240 174H242V172L240 173ZM264 174V173H263ZM18 175V174H17ZM37 175V174H36ZM52 175H54V174H52ZM58 175H60V174H58ZM121 175H123L122 173H121ZM151 175V174H150ZM197 175V174H196ZM204 175V174H203ZM214 175V174H213ZM250 175V174H249ZM254 175V174H253ZM252 175V176H253ZM256 175V174H255ZM7 176L9 177V175L7 174ZM30 176H31V174H30ZM65 176H67L68 177V175H66L65 174ZM81 176V175H80ZM87 176V175H86ZM125 176H127V175H125ZM140 176V175H139ZM146 176V175H145ZM145 176H143L142 175V178L143 177H145ZM149 176V174L147 175V178H149L148 177ZM234 176V175H233ZM232 176V177H233ZM241 176V175H240ZM252 176H250V177H252ZM259 176V174L257 173V175H256V177L255 178H257ZM54 177H57V174L54 176ZM62 177V176H61ZM92 177V176H91ZM90 177V179H93V178H91ZM111 177H113L112 175H111ZM128 177V176H127ZM207 177V176H206ZM213 177V176H212ZM229 177V176H228ZM236 177V176H235ZM241 177H243V175L241 176ZM241 177H240V179H241ZM245 177H246V175H245ZM20 178V177H19ZM29 178V177H28ZM129 179H131V180H134V179H132V177H128ZM141 177H140V180L142 179ZM196 178V177H195ZM227 178V177H226ZM236 178H238V176L236 177ZM264 178V177H263ZM5 179V178H4ZM17 179V178H16ZM22 179V178H21ZM56 179V181H57V178H55ZM89 179V178H88ZM90 179H89V182H90ZM197 179V178H196ZM231 179V178H230ZM232 179H234V178H232ZM239 179V178H238ZM239 179V180H240ZM246 179V178H245ZM36 180V179H35ZM43 180H44V178H43ZM42 180V181H43ZM51 180H52V178H50V182H48L49 184H51ZM62 180V179H61ZM76 180H77V178H76ZM144 180V179H143ZM181 180H183V179H181ZM184 180H186V179H184ZM228 180V179H227ZM236 180V179H235ZM242 180V179H241ZM254 180H256V179H254ZM258 180V179H257ZM256 180V182H258ZM261 180V179H260ZM15 181V180H14ZM19 181H20V179H19ZM33 181V180H32ZM66 181H68V180H66ZM82 183H83V186H85V187H88V183L87 182H85V180L82 178ZM88 181V180H87ZM180 181V180H179ZM187 181V182H188ZM198 181V180H197ZM232 181V184L230 185V187L232 186V185H234L233 184V181L234 180H231ZM243 181H245V180H243ZM251 181H253V180H251ZM24 182V181H23ZM69 183H70V180L68 181ZM102 183H104V181L102 180L101 181ZM115 182H117V187H116V190H118V192H117V194L120 196V197H122L123 198V200L125 201V203L126 204H129L130 205V208H129V206H128V208L129 209H121L120 211H118L117 210V212L118 213H120V215L121 216H119V215H117L118 216V219H119V217H120V219L123 217V216H128V217H134V208H132L131 207V200H127V193H124V186H123V181H113V183H115ZM141 182V181H140ZM195 182V181H194ZM204 183L206 182L205 180L203 181ZM254 182V181H253ZM256 182H255V184L253 185V186H255V187H257L256 186ZM20 183V182H19ZM18 183V184H19ZM81 183V184H82ZM97 183V182H96ZM134 183H136V181H134ZM142 183V182H141ZM146 183H149V181L148 182H146ZM172 183H174V181H172ZM192 183H193V181H192ZM240 184L242 183V181L241 182H239ZM261 183H263L264 184V182H263V180H262V182ZM22 183H20V185H21ZM28 184V183H27ZM136 184H138V183H136ZM144 185H146L145 183H143ZM191 184V183H190ZM190 184H188V185H190ZM205 184H207V183H205ZM215 184V185H214ZM243 184H245V183H243ZM247 184H249V183H247ZM260 184V183H259ZM4 185V184H3ZM2 185V186H3ZM26 185V184H25ZM30 185V184H29ZM45 185V184H44ZM80 185V184H79ZM128 185H131L132 186V184H128ZM140 184H138L137 186H139ZM186 184H184V186H185ZM197 185V184H196ZM199 185H200V182H199ZM250 185V184H249ZM258 185V184H257ZM30 186H32V185H30ZM46 186V185H45ZM45 186H42V187H45ZM93 186V185H92ZM111 186V185H110ZM134 186V185H133ZM141 186V185H140ZM176 186H177V184H176ZM192 186V185H191ZM200 186H202V185H200ZM207 186V185H206ZM221 186H223V185H221ZM225 186V185H224ZM235 186H237L238 187V185H235ZM246 186V185H245ZM1 187V186H0ZM9 187V186H8ZM7 187V188H8ZM11 187V186H10ZM48 185L45 187L46 189V191H47V189H51L52 190V188H50V187H48ZM51 187H52V185H51ZM72 187V186H71ZM84 187V189H86ZM96 187H99V185L97 184L96 185ZM129 187V186H128ZM153 187V186H152ZM196 187V186H195ZM198 187V186H197ZM210 187V189H211V185L209 186ZM216 187H214V188H212V189H215ZM234 187V186H233ZM248 187V186H247ZM12 188H14V187H12ZM31 188H35V187H31ZM30 188V189H31ZM73 188V187H72ZM75 188H78V187H75ZM132 189H133V187H131ZM137 188V187H136ZM135 188V189H136ZM140 188H142V189H144L142 186L140 187ZM186 188H188V187H186ZM194 188V187H193ZM200 188V187H199ZM198 188V189H199ZM201 188H203V186L201 187ZM224 188V187H223ZM264 188V187H263ZM3 189V188H2ZM24 189V188H23ZM27 190H28V188H26ZM59 189V191H60V188H58ZM66 189V190H65ZM80 191H79V194H80V192H83V190L84 189H80V188H78ZM113 189H114V187H113ZM131 189V190H132ZM138 189V188H137ZM146 189V188H145ZM157 189V188H156ZM204 189L206 190V187H204ZM203 189V190H204ZM208 189V188H207ZM247 189V188H246ZM253 189V188H252ZM257 189V188H256ZM255 189V190H256ZM14 190V189H13ZM18 190V189H17ZM36 190H38V189H36ZM62 190H65V191H63L64 192V194H66V195H69L70 194V192H67V188L65 187V188H62ZM89 190V189H88ZM100 190H101V188H100ZM131 190H130V193L129 194H131ZM184 190V189H183ZM195 190V189H194ZM200 190V189H199ZM222 190H224V189H222ZM221 190V191H222ZM230 190V189H229ZM232 191H233V189H231ZM241 190V189H240ZM242 190H244V189H242ZM255 190L253 189V191L255 192ZM258 190V189H257ZM260 190V189H259ZM264 190V189H263ZM263 190H262V193H263ZM10 191V190H9ZM104 191V190H103ZM106 191V190H105ZM111 191V190H110ZM137 191V190H136ZM149 192L150 193V191L149 190H145V192ZM157 191V190H156ZM181 191V190H180ZM189 191V190H188ZM235 191V190H234ZM239 191V190H238ZM245 191V190H244ZM246 191H248V189L246 190ZM252 191V190H251ZM7 192V191H6ZM33 194H34V191L32 190L31 191ZM51 192V191H50ZM57 192H58V190H57ZM87 192V191H86ZM85 192V193H86ZM109 192V191H108ZM144 192V191H143ZM147 192V193H148ZM152 192H154L153 190H152ZM151 192V193H152ZM158 192V191H157ZM205 192V191H204ZM206 192H208V191H206ZM231 192V191H230ZM254 192L252 193V195L251 196H253L254 195ZM260 192V191H259ZM12 193V192H11ZM32 193H30V194H32ZM61 193H62V191H61ZM69 193V194H68ZM110 193V192H109ZM108 193V194H109ZM137 193V192H136ZM163 193H161V194H163ZM191 193V192H190ZM195 193H196V190H195ZM198 193H200V192H198ZM202 193H203V191H202ZM233 193V192H232ZM238 193V192H237ZM241 193H243L242 191H241ZM251 193V192H250ZM261 193V192H260ZM10 194V193H9ZM15 194H18V193H14V195ZM75 194H77V193H75ZM74 194V195H75ZM87 194V193H86ZM85 194V195H86ZM139 194H141V192H139ZM181 194H183V193H181ZM180 193L178 194L177 193V195H181ZM188 194V193H187ZM1 195V194H0ZM24 195H28V194H24ZM118 195H116V197L118 196ZM137 195H138V193H137ZM155 195H157L156 193H155ZM202 195V194H201ZM222 195V194H221ZM221 195H219V196H217V198H216V201L218 200V198H220V197H223V196H221ZM243 195H244V193H243ZM245 195H247L248 196V194L246 193ZM249 195V196H250ZM256 195V197H258V195H260V194H255ZM264 195V194H263ZM17 196V195H16ZM40 196V198H43V196L42 195H39ZM39 196H38V198H39ZM42 196V197H41ZM102 196V195H101ZM112 196V195H111ZM149 196L150 195H145V194H141L140 195V197L137 199L136 197V201L138 200L139 202H140V204H139V208H140V210L142 211V213H141V216H139L138 217V221H139V223H137V224H135V229L137 228V229H139V234H142L144 231H146L147 229H149V230H151L152 232H154V234H155V236L157 237V238H160V240L161 239H163V238H166V237H168V241L170 242V245H168L169 246V248H171L172 250H173V252L172 253H170L169 255H170V257H168V256H164L163 257V259L161 260V261H159L158 262V259H156L157 261H155L156 263L158 262V264H174V260L176 259V258H178L177 260H178V262H176L175 264H186V262L187 263H190V264H198V263H200V262H198V261H201V260H199L198 259V256H197V254H198V252H199V250H198V248H196L198 251H196V249H194V248H192L191 246H193L194 244H189V243H192V241H194V242H196L197 243V245H200V246H203L202 245V243L203 242H201L204 238H207V237H209L210 236V234H208V233H206V232H204L201 228H200V226H199V228L197 227V225L194 227V226H192V224H190V222L188 223V222H186V221H184L185 219L184 218H182L181 216H176L177 217V223H178V218H180V219H182L181 221L183 222V224L182 225H184V227H185V229H186V231L184 232L185 233V235L184 236H181L180 234H177V233H174L173 231H171V232H173V234L172 235H168L167 234V232H164V231H162V228H164V224H161V222H160V216H161V214L162 213H164V214H166V213H168V212H170V210L169 209H167V207L166 208H164L163 206H162V204H161V202H159V203H157V202H154V201H151V198H149ZM165 196H167V195H165ZM175 196V197H174ZM173 197L176 199V195H174ZM216 196V195H215ZM240 196V195H239ZM15 197V196H14ZM14 197L12 196V198L14 199ZM25 197V196H24ZM28 197V196H27ZM113 197V196H112ZM151 197V196H150ZM172 197V196H171ZM178 197V196H177ZM181 197V196H180ZM211 197V200H212V197L214 198V196L212 195V196H210L209 195V197L208 198H210ZM241 197V196H240ZM254 197V196H253ZM253 197H251V198H253ZM264 197V196H263ZM18 198H20L21 199V197L19 196ZM22 198H23V196H22ZM33 199L32 200H34V197H32ZM38 198H36V203H37V201L38 200H40V198L38 199ZM68 198H69V196H68ZM90 198V197H89ZM103 198V197H102ZM106 198H108L107 197V195H106ZM134 198V199H135ZM158 198H159V196H158ZM208 198H206L207 200H205V201H203V202H207V201H209L210 199H208ZM233 198V197H232ZM236 198V197H235ZM246 198V197H245ZM259 198H261V196L259 197ZM23 199H27L26 197L25 198H23ZM53 199H57V204L60 206V205H63L62 203H61V201L58 199V198H53ZM73 199H74V197H73ZM82 199H84L85 200V197H83ZM91 199V198H90ZM159 199H161V197L159 198ZM165 199V198H164ZM237 199V198H236ZM248 199V198H247ZM263 200H264V198H262ZM15 200V199H14ZM19 200V199H18ZM27 200H29V199H27ZM48 200V199H47ZM46 200V201H47ZM67 200V198L65 199V201H63V202H65V204H69L68 203V200ZM86 200H89L88 198H86ZM86 200H85V204H87L86 203ZM107 200H109V199H107ZM173 200V199H172ZM179 200H180V198H179ZM182 200V199H181ZM253 200H254V198H253ZM256 201L258 200L257 198L255 199ZM7 201H9L8 199H7ZM30 201V200H29ZM135 201V200H134ZM162 201H163V198H162ZM171 201V200H170ZM177 201V200H176ZM214 201V200H213ZM215 201V202H216ZM261 201V200H260ZM2 202V201H1ZM20 201H18V203H19ZM30 202H32L33 203V201H30ZM69 202H71V201H69ZM73 202V201H72ZM84 202V201H83ZM99 202V201H98ZM220 202V201H219ZM258 202V201H257ZM38 203H39V201H38ZM37 203V204H38ZM100 203H102V205L104 206V208H105V211H106V213H108V212H110V210H111V207H112V205H111V201L109 200L108 202H106V201H100ZM123 204H124V202H122ZM136 203V202H135ZM134 203V204H135ZM176 203V202H175ZM217 203V202H216ZM6 204V203H5ZM20 205L22 204V203H19ZM48 204V203H47ZM56 204V207L57 208H59V206ZM64 204V205H65ZM93 204V203H92ZM133 204V205H134ZM170 203L167 201V204L165 203V205H169ZM172 204V203H171ZM170 204V205H171ZM187 204V203H186ZM185 204V205H186ZM213 204V207H214V202L212 203ZM220 204V203H219ZM235 205H236V203H234ZM233 204V205H234ZM262 204V203H261ZM2 205H3V203H2ZM2 205H0L1 207H2ZM19 205V206H20ZM72 205V204H71ZM71 205H69V206H71ZM125 205V204H124ZM136 205V204H135ZM164 205V204H163ZM175 205V204H174ZM203 206H206L207 205V203H206V205H204V203L202 204ZM208 205H210L209 203H208ZM244 205V204H243ZM74 206V205H73ZM89 206V207H88ZM93 206V205H92ZM117 206V205H116ZM127 206V205H126ZM211 206V205H210ZM209 206V207H210ZM227 206V205H226ZM225 206V207H226ZM241 206V205H240ZM240 206H239V208H240ZM11 207H12V205H11ZM11 207H9V208H11ZM22 207H23V204H22ZM27 207H29V206H27ZM75 207V206H74ZM73 207V208H74ZM86 207H88V208H90L91 207V205H89V203H88V205H86ZM93 207H95V206H93ZM118 207V206H117ZM137 207V206H136ZM207 207V206H206ZM242 207V206H241ZM244 207H245V205H244ZM247 207L249 208V205H247ZM7 208V207H6ZM24 208V207H23ZM33 208H37V207H33ZM41 209V207L39 206L38 207V209H35V210H39L40 211V209ZM69 208V207H68ZM71 208V207H70ZM69 208V209H70ZM72 208V209H73ZM88 208H87V210H88ZM138 208V209H139ZM162 208V209H161ZM194 208H195V211L194 212H192L191 211V213H194V215H196L195 214V212H196V210H197V208H196V206L194 205ZM201 208V207H200ZM208 208V207H207ZM247 208V209H248ZM16 209H17V207H16ZM15 209V210H16ZM91 210H93L92 209V207L90 208ZM118 209V208H117ZM158 209V219L155 221V223L153 224V215H154V211L155 210H157ZM174 209H176V211H177V209H178V212L180 211L179 210V208H174ZM204 209V208H203ZM210 209V208H209ZM215 209V208H214ZM252 209V208H251ZM260 209V208H259ZM262 209V208H261ZM14 210V208H13V212L15 211ZM42 210V209H41ZM50 209H47V211H49ZM208 210V209H207ZM207 210H205V211H207ZM216 210V209H215ZM220 210V209H219ZM226 210V208L224 209V211ZM9 211V210H8ZM27 211V210H26ZM46 211V210H45ZM46 211V215L48 214V213H50V211L49 212H47ZM80 211H82V210H80ZM114 212L116 211L115 209L113 210ZM221 211V210H220ZM220 211H219V213H220ZM224 211H222V212H224ZM231 211V210H230ZM250 211V210H249ZM255 211H257L256 209H255ZM260 211V210H259ZM258 211V212H259ZM3 212V211H2ZM10 212V211H9ZM16 212H17V210H16ZM41 212V211H40ZM73 212H76V211H73ZM172 212V211H171ZM170 212V213H171ZM174 212V211H173ZM204 212V211H203ZM220 213L221 215L223 214V213ZM11 213V212H10ZM43 213V212H42ZM105 213V214H106ZM116 213V212H115ZM181 214L182 213H185V212H180ZM190 213V212H189ZM197 213V212H196ZM198 213H199V211H198ZM219 213L217 212V213H215L214 215L216 216L217 214H218V216L219 217H222V216H220L219 215ZM247 213V212H246ZM264 213V212H263ZM4 214V213H3ZM2 214V215H3ZM8 215H9V213H7ZM40 214V213H39ZM78 214V213H77ZM103 212H102V210H101V208L100 209H96V215H94V216H97V219H98V221H100V222H103L104 221V219H106L105 221H109L108 219H107V217H106V215H105ZM113 214V213H112ZM172 214V213H171ZM174 214V213H173ZM229 214V213H228ZM227 214V215H228ZM242 214V213H241ZM244 214V213H243ZM255 214H257L256 212H255ZM20 215V214H19ZM42 215V217H43V215H45L44 213L43 214H41ZM40 215V216H41ZM50 216H51V213L49 214ZM62 215H63V213H62ZM79 215V214H78ZM91 215V214H90ZM151 216V218L148 220V221H141L142 220V218L143 217H146V216ZM184 215V214H183ZM187 215H188V213H187ZM187 215H184V216H187ZM199 215V214H198ZM208 215V214H207ZM236 215H237V213H236ZM254 215V214H253ZM253 215H251V216H253ZM262 215H264V214H262ZM48 216V215H47ZM47 216H46V220H48V225H49V228L51 227L50 226V224L49 223H51V221L49 220V219H47ZM77 216V215H76ZM230 216V215H229ZM229 216H227V217H229ZM240 216V215H239ZM257 216V215H256ZM21 217V216H20ZM23 217V216H22ZM22 217H21V219H22ZM51 217H53V216H51ZM63 217V216H62ZM91 217H92V215H91ZM91 217H89V219L87 218H83L84 220L86 219V221H87V224H88V222H90L91 221ZM227 217H225L224 219H225V221L224 222H227L226 221V218ZM231 217V216H230ZM254 217H255V215H254ZM261 218H262V216H260ZM173 218V217H172ZM192 218V217H191ZM205 218V217H204ZM206 218H209V215L208 216H206ZM218 218V217H217ZM232 218V217H231ZM248 218V217H247ZM256 218V217H255ZM30 219V218H29ZM41 219V218H40ZM37 219V223H42L43 222V219ZM65 218H63L60 222H62L63 220H64ZM83 219H81V221L83 222L84 220ZM117 219V220H118ZM168 219V218H167ZM184 219V220H183ZM186 219H187V217H186ZM189 219V218H188ZM222 219H223V217H222ZM240 219H241V216H240ZM242 219H243V217H242ZM249 219V218H248ZM247 219V220H248ZM252 219H254V218H252ZM262 219H264V217L262 218ZM3 221H5L4 220V218L2 219ZM2 220L0 221V223L2 222ZM18 220V219H17ZM25 220V219H24ZM38 220H40L41 222H38ZM46 220H44V221H46ZM75 220V219H74ZM89 220V221H88ZM163 220H165L166 221V219H164L163 218ZM191 220H193V218L191 219ZM246 220V221H247ZM250 220V224L252 223L251 222V219H249ZM11 221H13V220H10V222ZM27 221V220H26ZM28 221H30V220H28ZM54 221H55V218H54ZM65 221H67V219H65ZM113 221V219L111 218V222ZM135 221V220H134ZM172 221H173V219H172ZM188 221V220H187ZM195 221H196V219H195ZM202 220H199V222H201ZM215 221H216V217H215ZM217 221H220L221 222V220H220V218H218V220ZM232 221V220H231ZM235 221V220H234ZM243 221V220H242ZM255 221H257V220H255ZM9 222V221H8ZM17 222V221H16ZM15 222V223H16ZM33 222V221H32ZM35 222V223H36ZM85 222V221H84ZM124 222H126V221H124ZM129 222H131V221H129ZM164 222V221H163ZM166 222H168V221H166ZM165 222V223H166ZM192 222H194V221H192ZM198 222V221H197ZM198 222V223H199ZM203 222V221H202ZM241 222V221H240ZM262 222V221H261ZM12 223V222H11ZM44 223V222H43ZM67 223V222H66ZM99 223V222H98ZM117 223H118V221H117ZM136 223V222H135ZM194 223H196V222H194ZM203 223H206V221H204ZM213 223V222H212ZM211 223V224H212ZM223 223V222H222ZM234 223V222H233ZM236 223V222H235ZM7 224V223H6ZM85 224V223H84ZM139 224H141L142 226L141 227H139ZM171 224H173L172 222H171ZM208 224H210V223H208ZM214 224V223H213ZM217 224V223H216ZM216 224H214V225H216ZM227 224V223H226ZM225 224V225H226ZM58 226H59V224H57ZM65 225H68V224H65ZM111 225H112V223H111ZM118 225V224H117ZM126 225V224H125ZM124 225V226H125ZM134 225V224H133ZM179 225V224H178ZM217 225H220V224H217ZM247 225V224H246ZM45 226V225H44ZM68 226H74L73 224L72 225H68ZM123 226V225H122ZM127 226H129V225H127ZM236 226V225H235ZM241 226H242V224H241ZM240 226V227H241ZM1 227V226H0ZM8 227V226H7ZM23 228H24V226H22ZM29 227H31V226H29ZM38 227L39 226H37V229L36 230H39L40 229V231H38L39 232V234H37V232H36V234L38 235V236H41V235H43L46 231L44 230V228L42 229V227H43V225H42V227L40 228L39 227V229H38ZM64 227V226H63ZM70 227V228H71ZM130 227V226H129ZM131 227H132V225H131ZM183 227V226H182ZM206 227H208V226H206ZM211 227L212 226H210L209 228L211 229ZM224 226H222V227H220V228H223ZM238 227V226H237ZM240 227H238V228H240ZM248 226H246V227H244V228H247ZM256 227V226H255ZM9 228H11V227H9ZM13 229H14V225H13V227H12ZM27 228V227H26ZM69 227H68V230H71ZM99 229L100 228H103L104 229V227H98ZM123 228V227H122ZM133 228V227H132ZM225 228H226V226H225ZM243 228V229H244ZM253 228H254V225H253ZM264 228V227H263ZM13 229H12V231H13ZM15 229H16V226H15ZM19 229H21V228H19ZM51 230H52V227L50 228ZM73 229V228H72ZM107 230H108V232H109V235H108V233H106L107 235H105L104 236V239L102 240V238H101V241L100 242H102V241H108L109 239H110V234L111 235H113V237L116 239V241L118 242V241H120V243H121V245H123V241H122V238L121 237H119L118 236V228H115L114 227V229H112L111 227H108V228H106ZM127 229V228H126ZM176 229V228H175ZM215 229V228H214ZM214 229H211V230H213V232H214ZM227 230H230V229H228V226H227V228H226ZM235 229V228H234ZM247 229H249V228H247ZM256 229V228H255ZM25 230V229H24ZM30 230V229H29ZM32 230V229H31ZM41 230L43 231V232H41ZM65 230V229H64ZM93 230V229H92ZM130 230H131V228L129 229V232H130ZM172 230H174L173 228H172ZM236 231H238L237 229H235ZM245 230V229H244ZM263 230V229H262ZM27 231H28V228H27ZM73 231H75L74 229H73ZM70 232V233H72V235H73V233L74 232ZM122 231V230H121ZM126 231V230H125ZM128 231V230H127ZM126 231V232H127ZM175 231V230H174ZM206 231H208V230H206ZM210 231V230H209ZM251 231V230H250ZM7 232V231H6ZM18 232V231H17ZM16 232V230H15V233H17ZM19 232H21V231H19ZM69 232V231H68ZM220 232H221V229H220ZM244 233L243 234H245V232L246 231H243ZM264 232V231H263ZM14 233V234H15ZM43 233V234H42ZM92 233H93V231H92ZM128 233V232H127ZM182 233V232H181ZM247 233V232H246ZM251 233V232H250ZM257 233V232H256ZM29 234H32V233H29ZM46 234H49L48 232L46 233ZM45 234V235H46ZM78 235V233H74V235ZM123 234H125V232L123 233ZM146 234V233H145ZM144 234V235H145ZM222 234V233H221ZM225 234V233H224ZM242 233H241V235H243ZM253 234H254V232H253ZM23 235V234H22ZM53 236H55L56 235V237L57 238H59L58 236H57V234L55 233V234H52ZM93 235H94V233H93ZM132 235V234H131ZM131 235H130V237H131ZM137 235H138V233H137ZM226 235V234H225ZM223 236V235H221V236H223V237H225L226 238V236ZM231 235H233V234H231ZM236 235V234H235ZM240 235V237H242V239H243V237L245 236H241ZM259 235H260V233H259ZM9 236V235H8ZM10 236H12V234L10 235ZM17 236H18V234H17ZM16 236V237H17ZM35 236V235H34ZM149 236V234L147 233V235L146 236H144V237H148ZM152 236V235H151ZM150 236V237H151ZM154 236V235H153ZM253 236V235H252ZM32 237V236H31ZM47 237V236H46ZM44 238V239H46V242H49V241H47V239H49L48 237L47 238ZM56 237H54V238H56ZM74 237H76V236H74ZM85 237H87V235L85 236ZM127 240H130L131 242H130V244L131 245H134L135 244V240H131L130 239V237L128 236V235H125L124 236ZM132 237H133V235H132ZM131 237V238H132ZM232 237V236H231ZM237 237L238 236H236L235 238H236V242L239 240H237ZM251 237V236H250ZM261 237L263 238V236L261 235ZM3 238H5V236H3L2 237V240H4ZM7 238V237H6ZM20 238V237H19ZM24 238V237H23ZM77 238V237H76ZM79 238V237H78ZM135 238H137V237H135ZM153 238V237H152ZM30 239H32V238H30ZM142 239V238H141ZM145 239V238H144ZM229 239H231L230 237H229ZM248 239H251V238H248ZM257 238L255 237L254 238V242H255V240H256ZM34 240V239H33ZM39 240V239H38ZM55 240H57V239H55ZM78 240H80V239H78ZM139 240V239H138ZM143 240V239H142ZM150 240H152L151 238H150ZM156 240H159V239H156ZM216 240H218V237H216V236H214V238H212V241H216ZM226 240V239H225ZM6 241V240H5ZM58 241H60L59 242V245H56L58 242L56 241L55 242V244L54 245H50L48 248L47 247H45L46 245L43 243V244H39V242L37 243V244H39V246H38V249H39V247H44V248H42L41 249V253L40 254H42L43 255V257L44 258H46V259H48L49 261H51L52 260V262H50V263H54L55 262V264H81L80 263V261H79V259H78V257H77V255L76 254H78L79 252L77 251L78 249H82L83 247H82V242H81V240H80V243H77L76 245H77V247H79V246H81V247H79L78 249L76 248V246H69L70 248H68L67 246H66V244H67V240H65V239H62V240H58ZM61 241H62V243H63V241H65V243L66 244H64L65 245V247H67L68 248V250L66 251V249L63 247V244L62 245H60L61 244ZM188 241V242H187ZM211 241V240H210ZM211 241V242H212ZM227 241V240H226ZM240 241V240H239ZM258 241V240H257ZM261 241H264V240H261ZM2 242V241H1ZM9 242V241H8ZM12 243H15L16 242V240H15V242L14 241H11ZM10 242V243H11ZM36 242V241H35ZM40 242H41V240H40ZM100 242H98V244L95 246V247H98V245H99V243ZM126 242V241H125ZM211 242H209V244H211V246H213V244L211 243ZM218 242H220L219 240H218ZM235 242V241H234ZM235 242V243H236ZM247 242V241H246ZM3 243V242H2ZM20 243V242H19ZM19 243H17V244H19ZM119 243V242H118ZM149 243V242H148ZM153 245H154V243L153 242H151ZM222 243H224V242H222ZM222 243H221V245H222ZM230 243H232V241L230 242ZM238 243V242H237ZM237 243L234 245L235 246V248L237 247ZM248 243V242H247ZM256 243V242H255ZM263 243V242H262ZM3 244H5V242L3 243ZM16 244V243H15ZM25 244V243H24ZM51 244H52V241H51ZM138 244V243H137ZM151 244V246H153ZM166 244V243H165ZM208 244V246L210 247V245ZM243 244V243H242ZM242 244H241V246H242ZM257 244H258V242H257ZM42 245H45V246H42ZM111 245H115L114 247L116 248V251H120L121 250V245H119L118 246V244H116V242L114 241V242H112L111 243ZM125 245H126V243H125ZM162 245V244H161ZM166 245V246H167ZM191 245V246H190ZM216 245V244H215ZM224 245V244H223ZM222 245V246H223ZM233 245V244H232ZM244 245V244H243ZM250 245V244H249ZM22 246H24V245H22ZM36 246V245H35ZM35 246H34V250L36 251V249L37 248H35ZM89 246H90V249H92L91 248V243L89 244ZM155 246V245H154ZM196 246V245H195ZM217 246V245H216ZM230 246V245H229ZM258 246V245H257ZM93 247V246H92ZM104 248H105V250L107 251V247H106V245H104L103 246ZM125 248H126V246H124ZM141 247V246H140ZM158 246H156V248H157ZM163 247V246H162ZM208 247V249L210 250V248ZM218 247V246H217ZM216 247V248H217ZM224 247V246H223ZM231 247V246H230ZM229 247V248H230ZM242 247H244V246H242ZM264 247V246H263ZM2 248V247H1ZM25 248V247H24ZM47 248V249H46ZM49 248H51V250H53V253L50 251V250H48ZM75 248V249H74ZM87 248V247H86ZM110 248H111V246H110ZM142 248V247H141ZM159 248V247H158ZM157 248V250H158V252H160V250ZM220 248V247H219ZM218 248V249H219ZM256 248V247H255ZM258 249H259V247H257ZM256 248V249H257ZM4 249V248H3ZM69 249L71 250L70 251V253H69ZM77 249V250H76ZM84 249V248H83ZM90 249H89V251L88 252H90ZM147 249V248H146ZM207 249V250H208ZM212 249V248H211ZM213 249H214V246H213ZM212 249V250H213ZM218 249H216L217 250V253H218ZM239 249V247H237V250ZM241 249H243V248H241ZM255 249V250H256ZM262 249V248H261ZM10 250H12V249H10ZM152 250H153V248H152ZM206 250V251H207ZM220 250H221V248H220ZM227 250V249H226ZM231 250V249H230ZM245 250H247V248H245ZM253 250V249H252ZM3 251V250H2ZM15 251V250H14ZM30 251V250H29ZM50 251V255H49V252ZM74 251H76V253H74ZM141 253H144V250H142V249H140L139 250ZM165 251H167V250H165ZM164 251V252H165ZM204 251V250H203ZM222 251V250H221ZM232 252H234L233 251V249L231 250ZM257 251V250H256ZM262 251H264V249H262ZM7 252H9L8 251V249H7ZM78 252V253H77ZM87 252V251H86ZM99 252V251H98ZM112 252V251H111ZM110 252V253H111ZM125 252V251H124ZM126 252H127V250H126ZM125 252V253H126ZM149 252V251H148ZM210 252H212V251H210ZM209 252V253H210ZM261 252V251H260ZM4 253V252H3ZM95 253V252H94ZM93 252H91L90 254L92 255V254H94ZM113 253H114V251H113ZM166 253V252H165ZM203 253V252H202ZM202 253L201 252H199V254L200 255H202ZM222 253V252H221ZM234 253H237V255H238V252H234ZM233 253V254H234ZM246 253V252H245ZM11 254V253H10ZM81 254H83V253H81ZM80 254V255H81ZM85 254V253H84ZM105 254V253H104ZM112 254V253H111ZM139 253H137V255H138ZM160 255H161V253H159ZM204 254V253H203ZM212 254V253H211ZM211 254H208V256L210 255L211 256ZM225 254H227V252H225ZM247 254H249L248 252H247ZM261 254V253H260ZM259 254V255H260ZM9 255V254H8ZM37 255V256H36ZM79 255V257H81ZM123 255V254H122ZM147 255H148V253H147ZM205 255V254H204ZM213 255V254H212ZM232 255V254H231ZM240 255V254H239ZM239 255H238V257H239ZM257 255V254H256ZM12 256V255H11ZM92 256H94V255H92ZM96 254H95V258H96ZM139 256V255H138ZM182 256H184V259H185V263H183V260H182V263H180L181 261H180V258L182 257ZM206 256V255H205ZM247 256V255H246ZM9 257V256H8ZM94 257H92V258H94ZM107 257V260L108 261H110V259H109V257L108 256H106ZM131 257V256H130ZM144 257V256H143ZM153 257H154V255H153ZM152 257V258H153ZM159 256H157V258H158ZM212 258L210 259V261H208V264H224V263H222V262H219L218 263V259L216 260V258H215V256H211ZM228 257V256H227ZM230 257V256H229ZM235 257V256H234ZM248 257H251V261L253 260L252 259V255L250 256H248ZM258 257H260L261 258V256H258ZM2 258V257H1ZM4 258H5V256H4ZM7 258V257H6ZM35 258H38V254L37 253H35ZM44 258H40V259H43L44 260ZM52 258V259H51ZM89 258H91V257H89ZM92 258H91V260H92ZM122 259H123V261H124V264H135V256L134 255H132V257L128 260L127 258L125 259L124 258V256H122L121 257ZM217 258H220L221 260H222V257H217ZM226 258V257H225ZM236 258V257H235ZM234 258V259H235ZM243 258H244V255H243ZM242 258V259H243ZM40 259H37V262H39V264H40ZM97 259V258H96ZM99 259V260H98ZM97 260L100 262L101 260H100V258H98ZM101 259H103V258H101ZM114 259V258H113ZM141 258H140V256H139V258H138V260H140ZM151 259V258H150ZM206 259H207V257H206ZM239 259H240V257H239ZM246 259V258H245ZM3 260V259H2ZM8 260V259H7ZM39 260V261H38ZM42 260V261H43ZM47 260V263L49 262ZM94 260V259H93ZM104 260V259H103ZM116 260V259H115ZM220 260V261H221ZM244 260V259H243ZM242 260V261H243ZM263 260V261H262ZM261 261H262V264L264 263V256H263V259H262ZM5 261V260H4ZM9 261H11V260H9ZM42 261H41V263H42ZM54 261V262H53ZM141 261H142V259H141ZM140 261V262H141ZM203 261V260H202ZM206 261V260H205ZM230 261H232L231 259H229V262ZM245 261V260H244ZM256 261H258V258H256ZM256 261H254L255 263H257ZM1 262V261H0ZM90 262V261H89ZM144 262H145V260H144ZM234 262H236V261H234ZM248 262H249V258H248ZM259 262H260V259H259ZM2 263V262H1ZM19 263V262H18ZM32 263V262H31ZM46 263V262H45ZM148 263V262H147ZM231 263V262H230ZM4 264V263H3ZM8 264V263H7ZM49 264V263H48ZM87 264V263H86ZM91 264H93L92 262H91ZM146 264V263H145ZM206 264V263H205ZM228 264V263H227ZM233 264V263H232ZM235 264H239V262H236ZM246 264V263H245ZM252 264V263H251ZM254 264V263H253ZM258 264V263H257ZM261 264V263H260Z\"/></svg>",
    "mask_w": 264,
    "mask_h": 264
}]
</instances>
